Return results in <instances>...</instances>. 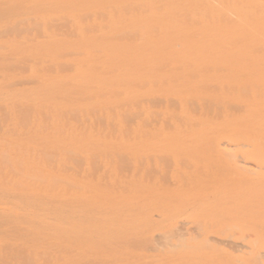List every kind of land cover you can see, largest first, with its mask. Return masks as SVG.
I'll return each instance as SVG.
<instances>
[{
  "label": "rangeland",
  "instance_id": "374dc122",
  "mask_svg": "<svg viewBox=\"0 0 264 264\" xmlns=\"http://www.w3.org/2000/svg\"><path fill=\"white\" fill-rule=\"evenodd\" d=\"M0 1H8V2H13V3H16V8H15V12L14 13H12L11 12V8H9L8 10V12H9V21L10 22H12V23H16V24H18V25H23L22 27H23V29H24V36H28V38H27V43L25 42L26 40L24 39V42H25V44H24V58H26V61H24V66L26 65V67H28V71L27 72H25V79L27 78L28 80H29V78H31V80H29V81H33V79L34 78H36V81H34L35 83H37V84H34V85H30V82H29V84H28V82H27V85L25 84V89L26 88H28L27 90H26V98H25V104H26V106L27 105H30V104H32V105H30L31 107H33V109L30 107V108H28V109H32L30 112L32 113L31 115H29V126H26V130H25V132L28 134H25V135H27V136H25V137H28V136H30V134H31V131H32V135H34L35 137L34 138H39V137H42V134H43V136L44 137H42V139L44 140L45 139V141L46 140H51V139H49L48 137L49 136H47V138L45 137L46 136V134H44V133H47V131H53V130H56V129H54V128H56L57 126H53V124H57L56 122L58 121V117L59 116H57V109L58 108H56L55 109V107H59V109H58V111L60 112H62L64 109L65 110H68L69 108V112L71 111V107H73V109H74V107L76 106V104L75 103H77L76 101H77V99H76V101H75V99L73 98V100L75 101V102H70V103H67L66 101V103H64V100H63V98L62 97H64L63 95H62V97H60V100H59V95L62 93H65V94H67V90H68V93H69V91L71 92H73V90H71V86H69V85H71V83L69 84V83H67V81H69V80H72L73 78V74L76 72V69L77 68H79L80 66H83L84 64V66H88V68H89V71H90V66H91V64L93 63V61L91 60V57H95V54H97L96 52H101V50L102 49H104V46H102V44L103 43H100V42H102V41H100V39L101 38H99L98 36H100L101 34L102 35H104L105 34V36L106 35H108L106 32H108L109 33V35H110V33L111 32H113V34L112 35H114V33L116 34H118V32L120 33V32H125V35H128L129 33H134L133 31H134V29H135V32L137 31L138 33L140 32V33H146V31H149V32H151V28L154 26L155 27V29L153 30V28H152V30L155 32V30L157 31V33H160V31H161V33H163L164 31H162V29L164 30L166 27H167V29L166 30H169L168 28H171L172 26V24L168 27V26H164L162 23V20H163V18H164V16H168L169 17V12H170V14L172 13V6H168V5H166L167 4V1L169 2V0H166V1H160L161 2V5H160V10L158 9V7H159V5H158V3H159V0H115V2L114 1H112V2H109V4H106V3H108V2H105V3H102V5H100L101 3H100V1H102V0H98L97 2H96V0H0ZM89 1V2H88ZM152 1V2H151ZM196 2L197 1H200L201 3V5L199 4V3H194L193 5H196V7H197V5H199V6H202V3L204 2L203 0H195ZM205 1H208V0H205ZM210 1V0H209ZM216 2L214 3L215 4V6H213L214 4L212 3L213 1L211 0L210 2H209V4L211 3V4H213L212 6L213 7H215V9H216V3L218 2V0H215ZM221 0H219V2H220ZM230 1V0H229ZM229 1L228 0H223V3L225 2L226 4L227 3H229ZM99 2V3H98ZM131 2V3H130ZM146 2H148V3H146ZM154 2H155V4H154ZM170 2H171V0H170ZM172 2L174 3V6H177V4L178 5H180L179 3L180 2H182V1H180V0H172ZM172 2H171V4H172ZM175 2H178L176 5H175ZM187 2V1H186ZM191 2V1H190ZM97 3L99 4L98 6H97ZM126 3H128L127 4V7H130V5L132 4V5H134L135 7H136V9L138 8V10H136V9H132V8H135L134 6L133 7H130L131 9H128V8H126V9H128V10H123V9H125V7H126ZM130 3V4H129ZM139 3V4H138ZM185 3V2H184ZM184 3H182L181 4V6L184 4ZM208 3V2H207ZM206 3V4H207ZM221 4H222V2H220ZM93 4H95V6L93 5ZM135 4H137V6H139V7H137ZM144 4V5H143ZM160 4V3H159ZM169 4V3H168ZM209 4H207L206 6H208ZM218 4V3H217ZM107 5H111L110 7L109 6H107ZM122 5L124 6V7H122ZM131 5V6H132ZM158 5V6H157ZM185 5H186V3H185ZM189 5H191V4H189ZM204 5H205V3H204ZM224 5V4H223ZM228 5V4H227ZM92 6H94V7H92ZM168 6V7H167ZM184 6V5H183ZM206 6H204V7H201V9H205V7ZM210 7H211V5H209ZM225 6V5H224ZM235 6V5H234ZM232 7L231 5L229 6V7H225V9H227V10H230L231 11V13L234 15V19L236 20V23L237 22H239V21H241L240 20V12L239 13H237L236 14V8H237V6H235V7ZM171 8V10H170V8ZM191 7H193V6H191ZM190 7V8H191ZM231 7L233 8L232 10H233V12H232V10H231ZM121 8V9H120ZM154 8V9H153ZM156 8V9H155ZM187 8V7H186ZM200 8V7H199ZM209 8V7H208ZM229 8V9H228ZM234 8H235V10H234ZM113 9V10H112ZM173 9H177L176 7L175 8H173ZM193 10H195V7L194 8H192ZM191 9V10H192ZM116 12H115V11ZM136 10V11H135ZM168 10H170L169 12H168ZM179 10H185V8L183 9H179V7H178V13H180L181 15H180V17L183 15L185 18H184V21H186L185 19L187 18L188 19V21H189V19L190 18H193V16H192V12H191V10H189L188 11V16H191V17H188L187 16V12L186 13H184L185 11H180L179 12ZM206 10V12H203V11H205ZM205 10H202L201 11V17H204L205 18V15H207L208 16V14H207V7H206V9ZM213 10H214V8H209V11H208V13H209V15L210 16H208V17H206V19H205V21L207 20V19H209V22L211 21V18H213V16L215 17L216 16V14L215 15H211L212 14V12H213ZM223 10H224V8H222L221 9V11L223 12ZM124 11H126L127 12V14H125L124 15V13H126V12H124ZM177 11V10H176ZM210 11H211V13H210ZM215 11V10H214ZM226 11V10H225ZM224 11V12H225ZM230 11H227V13L228 12H230ZM121 12V13H120ZM160 12V13H159ZM163 12V13H162ZM165 12V13H164ZM168 12V13H167ZM174 13H175V17L174 18H177V16H179V14H177V12H175V11H173ZM183 14H182V13ZM190 12V13H189ZM195 12H196V10H195ZM195 12H194V14H195ZM198 12V14H199V12L200 11H197ZM202 12L203 13H206V14H203L202 15ZM220 12V11H219ZM222 12L221 13H219L218 15H220V14H222ZM133 13V14H132ZM214 13H216V12H214ZM226 12H225V14H227ZM230 13V14H231ZM120 14V15H119ZM176 14H177V16H176ZM193 14V15H194ZM198 14H195V15H197V16H195V17H199L198 16ZM225 14L223 15V17H225ZM230 14H228V15H230ZM239 14V15H238ZM116 15V16H115ZM128 15V16H127ZM172 15V14H171ZM200 15V14H199ZM217 15V16H218ZM120 16V17H119ZM212 16V17H211ZM221 16V15H220ZM227 16V15H226ZM125 17V19H123ZM171 17V16H170ZM219 17V16H218ZM222 17V16H221ZM242 17V16H241ZM122 20H121V19ZM155 18V19H154ZM174 18H172V19H174ZM183 18V17H182ZM182 18H181V20H182ZM200 18V17H199ZM204 18H202V19H204ZM227 18V17H226ZM239 18V19H238ZM104 19H105V21H104ZM172 19L170 18L169 20L171 21V23H173L172 22ZM178 19V18H177ZM176 19V20H177ZM195 18H193V20H194ZM214 19V18H213ZM159 20V21H158ZM166 20V19H165ZM175 20V21H176ZM179 20V19H178ZM177 20V21H178ZM193 20H191L190 21V23L191 22H194ZM196 21L198 20L197 18L195 19ZM200 20V19H199ZM104 21V22H103ZM118 21H120V22H118ZM164 21V20H163ZM176 21V22H177ZM183 21V22H184ZM188 21H187V24H186V22H184L186 25H188ZM195 21V22H196ZM118 22V23H117ZM156 22H157V24H156ZM160 22H162L161 24H162V26H160V27H157L156 28V25H159V23ZM182 22V23H183ZM59 23H61V24H59ZM121 23V24H120ZM170 23V22H169ZM189 23V24H190ZM212 23V22H211ZM62 24H64V25H62ZM91 24H93L94 26L96 25V27H94L93 28V25H91ZM168 23H166V25H167ZM184 24V25H185ZM191 24H194V23H191ZM190 24V25H191ZM196 24V23H195ZM200 24V23H199ZM45 25V26H44ZM49 26L48 28H47V26ZM58 25V26H57ZM59 25H61L62 27H60ZM104 27H103V26ZM138 25V26H137ZM177 25V24H176ZM184 25L182 26V27H184ZM185 25V27H188V26H186ZM212 25V24H211ZM238 25V24H237ZM28 27L29 29H27L26 27ZM66 26V27H65ZM89 26H91V28L89 27ZM102 26V27H101ZM173 26H175V24L173 23ZM194 25H192V27L191 26H189V27H191L190 29H189V27H188V29H189V31L192 29V28H196L197 26L195 25L194 27H193ZM32 27V28H31ZM58 27V28H57ZM128 27H130V28H128ZM134 27V28H133ZM136 27H137V29H136ZM141 27V28H140ZM176 27H178V26H176ZM184 27V31H183V33L185 34L186 32H187V30H186V28ZM209 27H211L212 28V26H209ZM237 27L238 26H236L235 28H233L232 29V31H234V32H237L238 31V29H237ZM85 30H84V29ZM150 28V29H149ZM161 28V29H160ZM179 28L180 29H182L183 30V28H181V26L179 25ZM194 28V29H195ZM211 28H209V29H211ZM57 29H58V31H57ZM93 29V30H92ZM124 29V30H123ZM172 29H175V27H172ZM179 29V30H180ZM28 30V31H27ZM29 30H30V33H29ZM50 32H49V31ZM54 30H56V31H54ZM86 30H87V34H86V36L88 37L89 36V34H90V32H96V33H91V35L92 36H89V38H86V37H84V38H82L85 34H83L84 32H86ZM92 30V31H91ZM96 30V31H95ZM123 30V31H122ZM126 30V31H125ZM128 30L130 31V32H128ZM179 30H177V29H175L174 30V32L176 33V32H178ZM181 30V31H182ZM196 30V29H195ZM195 30H191V31H195ZM236 30V31H235ZM38 31H39V33H38ZM64 31V32H63ZM71 31H72V36H77V40L75 41V39H73V37H71ZM84 31V32H83ZM152 31V32H153ZM26 32H27V34H26ZM37 34H36V33ZM55 32V33H54ZM59 33V35H58V33ZM69 32V33H68ZM126 32H128V34L126 33ZM166 32V31H165ZM168 32H170V31H168ZM172 33H173V31H171ZM51 33V34H50ZM61 33H62V36H60L61 35ZM64 33H67L68 34V37L70 36L71 38H72V44H74V45H72L70 42L67 44V43H65V42H68L66 39H70V38H66L65 36L66 35H64L63 36V34ZM99 33V34H98ZM104 33V34H103ZM131 33V34H132ZM148 33V32H147ZM180 33V32H179ZM187 33H190V32H187ZM186 33V34H187ZM192 33V32H191ZM38 34L39 35H42L41 36V38H38L39 36H38ZM53 34V35H52ZM96 34V35H95ZM122 34V33H121ZM120 34V35H121ZM36 35V36H35ZM57 35V36H56ZM94 35H95V37H98L97 39L96 38H94ZM102 35L100 36V37H102ZM108 35V37L110 38V36ZM44 36V37H43ZM35 39L34 40V44H31V43H33V42H31V41H33L32 39L33 38ZM46 37V38H45ZM79 37H80V40L78 41V39H79ZM114 37V36H113ZM113 37H111V38H113ZM118 37H119V35H117V39H118ZM25 38V37H24ZM30 38H32L31 39V41L29 42V40H30ZM59 38H61L62 40H63V38L65 39V42H63L62 43V46H61V48H60V45H61V43H60V41L62 42V40H60ZM76 38V37H75ZM88 40V39H91L92 40V38H94V39H96L97 40V42H99V45H101L100 47H102V49L100 50V47H99V50H98V47H96L95 48V46H97L98 44H97V42H95L96 40H94L93 42V44L91 43V41H88V44H87V42H86V39ZM29 39V40H28ZM46 39V41L47 42H45V45H46V47L48 48V49H44V46H43V48H41L42 47V45L43 44H41V46L39 47V48H41V49H38V48H35L36 46H32V45H37V47L40 45V41H44ZM60 40V41H56L57 42V44H56V46H54V44H52V46H54L53 48H56L57 46V48L60 50V49H62V47H63V44H64V48H65V45L67 44V47L65 48V51L67 50V51H73V53H74V51H76V53L75 54H79V55H75V57L74 56H72L71 55V53L69 54V55H65L64 57L65 58H60V60H59V57L55 60L56 62H57V64L58 63H60L61 64V62H63L64 60V62L63 63H66V62H68V63H70L71 65L74 63V65H73V69H72V67H71V69L70 70H72V71H68V73H69V75H71L70 77H69V75H68V73H65V74H67L68 76H66L65 74H64V77H63V75H61V74H63V73H61V72H58V74H56V68H57V66H55L54 65V63H55V61L53 60L52 61V59H55V57H57V56H50L49 57V53H51V52H49L50 50H53V52H55L56 53V51L58 50V49H55V51H54V49H52V46H49V45H47L48 44V41L50 40V42L52 43V40ZM82 39V40H81ZM99 39V40H98ZM40 40V41H39ZM102 40V39H101ZM36 41H37V43H36ZM38 41H39V43H38ZM70 41V40H69ZM81 44V46L79 45V43ZM115 41H116V38H115ZM118 41V40H117ZM117 41L115 42V47L117 48H119L120 46V44L119 45H117L116 43H117ZM125 41H129V40H125ZM54 42V41H53ZM75 42H77V44L75 43ZM51 43H49V44H51ZM60 43V44H59ZM113 43H114V40H113ZM39 44V45H38ZM59 44V45H58ZM83 44V45H82ZM92 44V45H91ZM71 45L73 46V48H74V46H77V47H75L74 49H71L72 47H71ZM86 45H88V48L89 49H91L92 50V48L93 49H96L97 51L95 52L94 51V55L92 56V55H90L89 53H91L92 51L90 50L89 51V49L87 48V47H84V46H86ZM89 45H91V47L89 46ZM98 45V46H99ZM106 45V44H105ZM110 45V44H109ZM49 46V47H48ZM80 46V47H79ZM93 46V47H92ZM108 46V45H107ZM107 46H105V48L107 49L108 48V51H109V53H110V55L112 54L113 55V53L112 52H110V49H112L111 47H113V48H115L114 47V45H110L109 47H107ZM51 47V48H50ZM70 47V48H69ZM84 47V48H83ZM35 48V49H34ZM49 48H50V50H49ZM88 49V50H84V51H80L79 49ZM110 48V49H109ZM70 49V50H69ZM57 51V54H58V52H60V51H62V50H64V49H62V50H60V51ZM77 50H79V52H77ZM114 50V49H113ZM113 50H111V51H113ZM45 51H48V52H45ZM65 51H63V52H60V53H64ZM66 51V52H67ZM87 51H89V53L87 52ZM117 51H118V49H117ZM45 52V53H44ZM52 52V53H53ZM115 52H116V49H115ZM115 52H114V55H115ZM93 53V52H92ZM91 53V54H92ZM99 53L97 54L98 56H99ZM102 53H103V50H102ZM120 54L119 55H122L121 54V52H119ZM36 54H37V57H36ZM38 54H40V55H38ZM48 54V55H47ZM90 55V56H87L86 57V55ZM104 54H106L105 53V51H104ZM43 55H47V56H43ZM54 55H56V54H54ZM63 55V54H62ZM71 55V56H70ZM96 55V56H97ZM102 55V54H101ZM108 55V54H107ZM110 55H108L107 57H110ZM111 55V56H112ZM41 56V57H40ZM43 56V57H42ZM60 56V55H59ZM68 56H70V57H73V58H71V59H68L67 60V57ZM76 56H78V59L76 58ZM106 55H102V57H104V59H99V58H101V56H99V57H97L98 59H99V61H98V59L97 58H94L93 60H96V61H98L96 64H100L101 62H102V60H104L103 62H106L107 61V59H108V61H109V59H111L112 60V58L114 57H110V58H107V57H105ZM118 56V55H117ZM123 56H124V54H123ZM122 56V57H123ZM167 56H169L168 54L167 55H164V59L161 57L158 61H160L159 63H161V65L159 66V64L157 65V68H158V66L161 68V70L159 69H156V70H154L155 69V67H156V65L152 68L154 71L152 72V71H150L152 74H149V75H151V76H154L157 72H155V71H162V69H166L167 70V68L170 70V67H172L171 68V71H169V72H171L170 73V75H168L169 74V72L168 71H165V72H161V75H160V77L161 78H159V80L160 81H158L159 83H157V84H160V82H162L161 84H160V87L161 88H159L157 85H155L156 87H157V89H162V88H164L165 86H166V88H168L169 89V92H174L175 90L177 91V93H178V90L179 89H181V94H178V96L177 95H175L174 94V96H171V97H169V98H172V99H170L171 100V103L173 102V100H176V104L175 103H172L171 105H174L175 104V106H177L176 108V110H177V114L179 115V116H181L182 118V120L184 121H186L187 119H191V117H192V122H196V121H199L200 120V116H199V114L198 115H196V116H198V117H196L195 115H194V110L192 109V108H190L191 107V105L193 104L192 102H191V100H197V95H198V93L200 92V90H199V92H196L195 93V89L197 88L198 89V87H194V85H195V83L196 84H199V83H197L198 82V80L197 79H195L196 81H194L193 79H188V80H186V79H184V80H186L187 82H184V80L183 81H181L180 82V80H177L176 78V81L177 82H172V81H170L169 82V78H165V81L167 82H165L164 81V78H162L163 76H162V74H166V76L168 75V76H171L172 78H173V76L175 77L176 76V73L174 74V72H176V71H174V69L176 70L177 68H178V66L179 65H181L182 67L181 68H184V69H186V68H188V66H186V68L185 67H183V64H182V62H180V64H178V63H175V64H173V62L171 61V63L169 62V61H167V58H169L168 60H170V56L169 57H167ZM186 55H184V57H185ZM45 57H47V58H49L48 59V61L47 62H44V61H46L47 60V58H45ZM70 57H68V58H70ZM81 57H83V58H81ZM86 57V58H85ZM119 57L120 56H118L117 57V59H119ZM122 57H120L121 58V61H120V59H119V62H123L124 61V58H122ZM184 58L183 57V55L182 56H180V58ZM187 57V56H186ZM39 58H40V60H39ZM88 58H90V60L91 61H89V59ZM105 58H107V59H105ZM115 58V57H114ZM42 59V60H41ZM64 59V60H63ZM84 59V60H83ZM116 58H115V60H116V62H115V60H113V61H109V63H108V65H110L109 67H108V69L109 68H111V72L113 71L112 70V68H113V66L114 65H119V62H117L118 60H117ZM163 59V60H162ZM179 59V58H178ZM185 59V58H184ZM62 60V61H61ZM134 60H136V59H134ZM180 60V59H179ZM38 61V62H37ZM42 61V62H41ZM51 61H52V63H51ZM80 61H82V62H80ZM86 61H88V62H86ZM96 61H94V62H96ZM101 61V62H100ZM182 61H184V60H182ZM44 62V63H43ZM77 62H80V63H77ZM92 62V63H91ZM112 62H115V64H113L112 65ZM157 61H153V63L155 64ZM166 63V65H163V63ZM186 62V61H185ZM184 62V63H185ZM37 63V64H36ZM45 63H47L48 64V66H49V64L51 65V64H53L54 65V67L51 65V67L52 68H54L53 70H54V73H53V70L50 72V71H47V73L49 72V74L48 75H45V74H47L45 71L42 73L41 71H40V76H39V74L37 73L38 71H37V69L39 68H41L40 66H44L45 68H46V66H45ZM62 63V64H63ZM153 63L151 64L152 66H153ZM187 63V62H186ZM196 63H198V62H196ZM28 64V65H27ZM56 64V63H55ZM67 64V63H66ZM102 64V63H101ZM100 64V65H101ZM121 64H123V63H121ZM120 64V65H121ZM172 65V66H170V65ZM70 65V66H71ZM77 65H79V66H77ZM90 65V66H89ZM94 65H95V63H93V66L91 67V69H94L93 67H94ZM107 65V66H108ZM175 65V67H174V69H173V66ZM178 65V66H177ZM62 66V65H61ZM83 66V67H84ZM122 66V65H121ZM120 66V67H121ZM198 66H200V62L196 65V67H198ZM65 67V66H64ZM68 67V66H67ZM98 67H100L99 65H98ZM103 67V68H102ZM123 67V66H122ZM164 67H166V68H164ZM177 67V68H176ZM190 68L189 69H194V66H189ZM195 67V68H196ZM201 67V66H200ZM199 67V68H200ZM33 68H35V69H33ZM48 68V67H47ZM66 68V67H65ZM86 67H84L83 69H82V67L80 68V70L82 71V72H80V73H82V75H83V73H85V72H87V71H84V69H85ZM97 68V67H96ZM105 68V64L104 65H101V67L100 68H97V69H99V71H98V73L101 75V73H100V70H102V69H104ZM97 69H95L96 71H97ZM108 69H104V72H105V70H108ZM133 69V68H132ZM151 69V70H152ZM27 70V69H26ZM25 70V71H26ZM40 70H42V68L40 69ZM48 70H49V68H48ZM85 70H87V69H85ZM131 70V69H130ZM129 70V71H130ZM136 70V69H135ZM43 71V70H42ZM93 71V70H92ZM95 71V73L93 74V77H95L96 75L97 76H100V75H98L97 74V72ZM110 71V70H109ZM109 71H108V74H109ZM123 71V70H122ZM129 71H128V73H129ZM133 71V70H132ZM91 72V71H90ZM102 72V71H101ZM107 72V71H106ZM105 72V73H106ZM136 72H138V70L136 71ZM140 72V71H139ZM142 72V71H141ZM149 72V73H150ZM158 72V73H159ZM166 72H168V73H166ZM213 71H211L210 73H212ZM42 73V74H41ZM45 73V74H44ZM61 73V74H60ZM73 73V74H72ZM91 73H93V72H91ZM103 73V72H102ZM113 73V72H112ZM111 73V74H112ZM120 73H123V72H119L118 73V75L120 74ZM131 73H133L134 74V72H131ZM131 73H129V75L131 74ZM154 73V74H153ZM38 74V75H37ZM53 74H54V76H53ZM76 74V73H75ZM87 73H85V75H86ZM125 74H126V76H125ZM137 74V73H136ZM135 74V75H136ZM146 75L145 73H144V71H143V73L142 74H139V77H137V76H135V77H137L139 80H140V75ZM160 74V73H159ZM165 74H164V76H165ZM173 74V75H172ZM51 75V76H50ZM59 75V76H58ZM90 75H92V74H90V73H88L87 74V80H88V78H89V76ZM103 75H104V73H103ZM103 75H101L102 76V78H101V76H100V78H97V80H95L96 79V77L95 78H92L91 79V77L89 78V80H92V82L91 81H87V80H82V81H84V82H82L81 81V79H79L80 81L79 82H77L78 84L76 85L77 87L78 86H83L82 84H86V86H90L89 88H91V89H89V88H87L86 86L83 88V90L85 89V90H88V91H83V92H81L82 94H83V98L85 99L88 95H93L92 93H94L95 94V96H93L92 97V99H93V102H92V99H90L91 97H88L89 99V101H87V100H85V102L84 103H88V104H82L83 102H82V100H78V104H77V110L79 109V108H81L82 106H85V107H82V109L84 110V115H86V114H88L89 115V113H90V115L91 114H93V115H91V116H93L94 118L96 117V115H100V116H103V115H106V116H103V119H105L103 122L102 121H100V119L99 118H97V121H100L101 123H102V125H103V123H106V125L108 124V122L110 123V121H111V123L113 124V123H115V122H117V124L116 125H114L113 124V126H117V127H111V128H116V131L114 130V129H111L112 130V132H117V131H119V134H120V131H121V128H122V126L124 125V124H122L123 122L121 121V123H120V115H118L117 114V112L118 111H116V105H117V103H118V100L122 97V98H124L125 100L123 101L122 100V98L120 99V100H122V103L123 102H125L124 104H125V106L124 107H126L127 105L130 107V104H132L131 106H132V109L131 108H129L128 107V110L129 109H131V111H133V112H135L136 111V108H137V110H139V106L141 107V105H142V101L140 102V99L142 98H140L139 97V95L137 94V95H135L134 94V96H136V97H134L133 96V93L135 92V91H137V93L138 92H141V94L143 95V91H145V90H138V88H137V90H135L136 89V82H138L139 80H137V79H134L135 81L133 82L134 84H133V86H135V88H134V92L131 90V89H133L132 87H127L126 86V84H129V81L131 80L130 78H132L133 79V76L131 77H129V75L127 76V71H124V73L122 74V76L124 75V77H125V79H127L126 77H129L127 80H129V81H124L123 80V78H122V76L121 75H119V78H118V76H117V74L115 75V76H117V78L115 79L113 76V79H111V78H109L111 75H107V73L104 75V78H103ZM132 75V74H131ZM138 75V74H137ZM33 77V79H32V77ZM81 76V75H80ZM121 76V77H120ZM165 76V77H166ZM211 75H207V78L205 79V80H208L207 82L208 83H210L209 85L211 86V85H213V82H212V80H211V78H208V77H210ZM62 77V78H61ZM84 77V76H83ZM85 77V78H86ZM134 77V78H135ZM171 77H170V80H171ZM66 78L68 79L67 81H66V83L67 84H69V85H67V87H65V85H62L63 83H60V82H58V81H61V82H63V80L65 81L66 80ZM69 78H72V79H69ZM81 78H82V76H81ZM108 78L109 79V82H110V79H111V82L110 83H113L114 82V84L113 85H115L116 84V82L117 81H119V79L121 80L119 83H120V87H119V83L117 82V84H118V87L117 88H114V87H110V83L108 82H106L107 84L105 85V86H103L104 85V83H105V81H107L106 79ZM52 79H53V81H52ZM61 79V80H60ZM175 79L173 80V81H175ZM27 80V81H28ZM55 80H58L57 82H54ZM94 80V81H93ZM102 80H104V82H102ZM113 80H116V81H113ZM37 81H39L40 83H38ZM96 81H97V83H96ZM113 81V82H112ZM178 81H179V83H178ZM190 81V82H189ZM56 83V85H59V83L63 86H61V85H59L60 87H62V90H63V92L61 91V88L59 87V86H56L55 84V87L56 88H52V86L51 85H46V86H44V84H50V83ZM71 82V81H70ZM87 82V83H86ZM99 82H101V84L99 83ZM124 82H126V84L124 83ZM32 83V82H31ZM58 83V84H57ZM97 85H96V84ZM103 83V84H102ZM122 83H123V85H122ZM169 83V84H168ZM212 83V84H211ZM80 84V85H79ZM89 84V85H88ZM99 84V85H98ZM108 84H109V86H108ZM132 84V81H131V83L129 84V85H131ZM36 85V86H35ZM96 86L97 88H95V90L96 91H99V89H101L102 87H103V89L106 87V86H108V88H109V90H110V88H111V90L110 91H112L113 93H114V91H116L118 88H119V90L120 89H123L124 91H122L120 94H121V96L119 95V90L117 91V92H115V95L117 94V95H119V97L118 96H116V97H118V98H116L117 99V101L115 100V99H112L111 100V98H109V96H113V94L111 93V92H109V96L107 95V90L108 89H104V90H100V93L98 94L96 91H94L93 92V89H94V87L92 88L91 86ZM126 86V88H124V87H122V86ZM128 85V86H129ZM200 85V84H199ZM198 85V86H199ZM205 86V87H200V88H203V89H205V88H208V87H210V86ZM30 86V87H29ZM33 86H34V89H33ZM44 86V87H43ZM75 86V87H76ZM101 86V88H99V87ZM117 86V85H116ZM168 86V87H167ZM182 86H184V87H182ZM197 86V85H196ZM40 90V88H41V90H42V88H44V90L47 88V91H48V93L50 92L49 90L51 89H53V91H51L52 93H49V95L47 96L46 95V90L45 91H39L37 88ZM75 87H73L72 89H74ZM152 86H150V87H148V89H151L150 90V92L149 91H147L148 89H146V94L148 95V94H150L151 96H153V95H155V93H156V90H155V88L156 87H154V88H151ZM185 87H186V89H185ZM58 88H60L59 90H58ZM64 88H65V92H64ZM67 88V89H66ZM107 88V87H106ZM131 88V89H130ZM177 88H179L178 90H177ZM188 88H190L189 89V91H187V89ZM192 88H194V93L192 94L191 92H190V90L192 89ZM210 88H213V86L212 87H210ZM35 89H37V91L38 92H35L36 90ZM49 89V90H48ZM55 89H56V94L55 93H53V92H55ZM80 91H82V89L79 87L78 88ZM77 89V90H78ZM154 91H153V90ZM173 89H175L174 91H173ZM182 89H185V91H187V93H184L183 91H182ZM28 90H29V92H28ZM31 90V91H30ZM35 90V91H34ZM58 90V91H57ZM78 90V92H80ZM127 90L130 92V91H132L133 93H128V95H127ZM171 90V91H170ZM33 91V92H32ZM74 91H75V93H76V88L74 89ZM107 91V92H106ZM121 91V90H120ZM153 91V92H152ZM193 91V90H192ZM35 92V93H34ZM45 93V95L46 96H44L43 95V93ZM104 92H106V95H104L105 97L106 96H108L107 98H105V97H103L102 95H103V93ZM147 92H149V93H147ZM155 92V93H154ZM166 92H168V90L166 89ZM29 93V94H28ZM42 93V94H41ZM60 93V94H59ZM87 93V95L85 96V94ZM158 93L160 94H162L163 92H161V91H158L157 90V95H158ZM180 93V92H179ZM182 93H184V94H182ZM39 94V95H38ZM52 94H53V96H56L57 97V99L60 101V102H58L57 101V99H55V97H53L54 99L53 100H51L50 98L52 97ZM69 94H71V93H69ZM69 94H67L66 96L67 97H69L70 95ZM78 94V93H77ZM100 96V98H99V96ZM101 94V95H100ZM112 94V95H111ZM146 94L144 93V95L143 96H146ZM160 94V95H161ZM164 94H166V93H163L162 94V97H163V99H162V101H159V103H163V101H164V103L162 104V106H163V108H162V106L160 107V104L158 105V107H157V110L158 111H160V113L162 114V116H164V112H166V115L167 116H169V115H171V116H173L174 117V115H175V113H176V111L174 110L175 109V106L174 107H171V108H173L172 110H174L175 111V113L174 112H172L171 110V114H169V111H168V109L167 108H169V106H171L170 104H168L169 102H167L166 100H168V99H166V95H168V94H166V95H164ZM173 94V93H172ZM200 94V93H199ZM32 95V96H31ZM58 95V96H57ZM156 95V96H157ZM160 95H158V97H160V99H161V96ZM194 95V96H193ZM39 96H42V99L40 98L39 99ZM46 97V98H44V97ZM61 96V95H60ZM97 96H98V99H97ZM128 96H129V98H128ZM131 96V97H130ZM149 96V95H148ZM155 96V97H156ZM166 96V97H165ZM187 96H189L188 98H187ZM66 97V98H67ZM71 97V96H70ZM72 97H75V98H77V96H76V94H75V96H72ZM134 97V98H133ZM140 98V99H137V98ZM158 97H156V98H158ZM174 97H175V99H174ZM179 97V98H178ZM193 97H195V98H193ZM48 98H49V101H48ZM80 98V97H79ZM112 98H115V97H112ZM131 99V100H127V99ZM133 98V99H132ZM144 98V97H143ZM142 98V99H143ZM34 99V100H33ZM39 99V100H38ZM45 99V100H44ZM61 99L63 100L62 102H61ZM64 99H65V97H64ZM72 99V98H71ZM82 99V98H81ZM107 100V101H109V100H111V102L109 103V102H107V101H105V100ZM141 99V100H142ZM159 99V100H160ZM166 99V100H165ZM187 99V100H186ZM30 100H31V102H30ZM55 100V101H54ZM65 100H70L69 98H67V99H65ZM72 100V101H73ZM102 100V101H101ZM170 100H168V101H170ZM193 100V101H194ZM52 101V102H51ZM57 101V102H56ZM79 101H80V103H79ZM92 103H91V102ZM95 101L97 102H99L100 104H98V102H97V105L95 104ZM128 103H130V101H133V102H131L130 104H127V102ZM69 102V101H68ZM117 102V103H116ZM121 102V101H120ZM175 102V101H174ZM182 102V103H181ZM183 102L186 104H188L189 102V105H185V106H187L188 107V109H186L187 107H183L182 106V104H183ZM63 103V104H62ZM90 103H91V106H90ZM96 105V107H95V105ZM102 103H105L104 105L102 104ZM106 103H109L108 105L106 104ZM116 103V104H115ZM42 104V106L43 105H46L45 107H43V109L41 108V106H38V105H41ZM92 104H93V106H92ZM102 104V105H101ZM112 104H115V107L113 108L114 110H112V112H114L113 114L111 113L110 114V112H111V110H110V108H112L113 106H112ZM123 104V105H124ZM135 104L138 106V107H136L135 108V110H134V106H135ZM165 104V105H164ZM37 105V106H36ZM70 105H72L71 107H70ZM101 105V106H100ZM106 105L108 106V107H110L109 108V110L106 112L105 111V107H106ZM122 105V106H123ZM167 105V106H166ZM47 106L51 109V111H52V109H53V111H52V113L49 111V109L47 108ZM61 106V107H60ZM69 106V107H68ZM88 106H90V108L92 107V109H94L95 110V108L97 109V113L98 114H95V111L93 110V111H91L92 109H89L88 110ZM27 107H29V106H27ZM26 107V108H27ZM67 107H68V109H67ZM79 107V108H78ZM100 107H102L103 109H104V113H106V114H104L103 112H101V111H103V109H101ZM107 107V108H108ZM124 107L123 108H121V109H124ZM167 107V108H166ZM182 107V108H181ZM39 108V109H38ZM41 108V109H40ZM86 108V109H85ZM170 108V109H171ZM46 109H48V111H49V114H50V117H47L46 119L47 120H45V119H43V120H45V123H46V121L47 122H49V124H47V127L50 125V127H48V129H47V127L45 128V129H43V132L44 133H42V130H41V127L39 126L41 123L39 122L40 120H42V118L40 117V115L42 114L43 115V117L45 116V115H47V112L48 111H46ZM101 109V110H100ZM119 109V108H118ZM127 109V108H126ZM126 109H124V110H126ZM163 109H164V111H163ZM190 109L192 110L191 111V113L192 112H194V113H190ZM36 112V114H37V116H32V115H34L35 113H34V111ZM166 110V111H165ZM185 110V111H184ZM26 111L28 112V110L26 109ZM38 111H41V113H39ZM43 111V112H42ZM54 111H56V112H54ZM73 111V110H72ZM82 110H80L79 109V111H78V117L75 115V117L73 118V119H71L72 118V116H73V114H72V116L70 117V119H68L69 118V116L71 115H69L68 113H67V115L64 113V114H62L65 118L67 117V119L68 120H72V121H76V118H78L79 120L78 121H83L82 119H83V115L81 114L82 112H81ZM88 111V112H87ZM110 111V112H109ZM188 112V113H185V112ZM30 112H28L27 114H30ZM44 112H46V113H44ZM64 112V111H63ZM168 112V113H167ZM56 114V116L57 117H55V116H53L54 114ZM101 113V114H100ZM119 114H120V110H119V112H118ZM184 113H185V115H184ZM191 115H190V114ZM238 113V112H237ZM35 114V115H36ZM48 114V115H49ZM60 115H61V113H59ZM108 114V115H107ZM115 114V115H114ZM187 114V115H186ZM188 114H189V116H188ZM41 115V116H42ZM66 115V116H65ZM69 115V116H68ZM81 117H80V116ZM90 115L88 116V117H86V118H88L87 119V122H86V119L84 120L85 121V123H86V126H87V124H89L90 122H92L93 121V119H92V117H90ZM225 114H223L222 115V118H220V119H222V121L220 120V119H218V124L221 126H225V127H221V128H223V133L225 134V135H227L226 133H225V131L227 130V126H226V123H228L229 122V119H231V118H228L229 117V115H225ZM27 116V115H26ZM62 116V117H63ZM99 116V117H100ZM107 116H109L108 117V119H107ZM114 116H115V118H114ZM119 116V117H118ZM162 116L160 115V117H159V120H158V122L157 121H151L150 120V122H152L150 125H154V124H158V127H159V125H161L162 124V122L161 121H163V122H165L164 121V119H165V117H167V116H164L163 118V120H161L162 119ZM170 116V118H173V117H171ZM238 115L237 114H235V113H233V115L231 114L230 115V117H237ZM55 117V120L56 121H54L55 123H53L52 122V120H54L53 118ZM111 117H113V119H111ZM184 117V118H183ZM186 117H188V118H186ZM195 119H194V118ZM227 117V118H226ZM36 118V119H35ZM48 118H50V120L48 119ZM65 118H60L59 120L60 121H62V122H60V121H58V122H60V125L61 124H64V123H66L65 122ZM109 118H110V121H109ZM169 117H168V121H167V119H165L166 121H167V123L168 124H166V126L167 125H170V127L172 126V129L171 128H166L165 127V123L163 124V126H164V128L166 129V131L167 132H165L164 131V133H163V130L164 129H162V131L161 132H157V133H160V134H158V135H160L159 136V139H160V141H157L158 143H154V144H149L148 142H150V140H148V146H149V148H148V146H147V144H145L146 142H144L143 140V142H142V144H140V142L138 141V139L140 140L141 139V137L140 136H142V134H140V136H138V138H137V140L136 139H133L134 141H128V140H130V138L128 139V138H126V136H128L129 134H130V128L132 129V131H131V135H135V134H137L136 133V131L135 130H133V128H135V127H133V125L130 123V122H134V121H136V119H134V121H133V119L132 120H130L129 121V123H127V122H125L126 124H129V125H131L130 126V128H129V125H125L126 127L125 128H129V134L128 135H126L127 133H128V131L126 132V134L125 133H123L122 131V134H125V136H122L121 134L119 135V137H118V141L121 143V145L120 146H122V145H124V146H122V148L121 149H119V144L120 143H116V141L115 140H117V137L116 136H118L115 132V135H114V133H112L113 134V136H114V138H113V136H111L112 134L109 132V133H106L108 130L107 129H109L108 128V126H110V125H112V124H108V126L106 127V130H104L105 129V126L103 127V126H101V127H103L102 129H100L99 130V128H101L100 127V123L98 124V122L96 121V122H94L93 123V125H88L87 127L89 128V131L91 130V128H92V126H93V131L95 130L96 131V134L100 131V133H101V130H102V133L101 134H107L106 136L108 137H104V136H101L100 134H97V135H100L101 137H99V136H97L96 134H94V135H96V136H91V135H93V133H95V132H93V133H90V132H88V129H87V132H85V134L83 133L85 130H86V126H85V123H83L82 124V126L84 125V127H82L81 128V123L80 122H78L77 124L80 126H78L79 128H80V130L81 129H83L84 128V131L82 132V131H80V133L79 134H81V132L84 134V135H86V139H83V137H82V142L85 144V143H87V142H89V143H93V145H94V143H95V146H99V148L102 146V145H104V146H102L101 148H102V151H101V148L99 149L98 148V146L97 147H95V149H99L100 150V152H98V159H99V161H98V159L97 158H94L93 159V157H89V158H92L91 160H93L94 161V164L96 163V162H100V159L102 158V156H103V159H101V163H99L101 166V172L103 173V174H106L107 173V175L110 173H112L113 174V176L111 177V175L109 174L108 176H106V175H103V177L105 176V177H107V181L109 182V183H114V185L117 183L119 186L120 185H123V180H125L124 182H128V184H125L126 185V187H127V189H126V187H125V185H124V187L122 188V189H124V190H128V195L131 197L132 195L131 194H135V197H137L136 198V201H134L135 199L132 197V199H130V197L129 196H127V194L126 193H124L123 191H121L120 189H119V187H116L117 186V184L114 186V187H111V188H109L110 186H112V184L110 185L107 181V183L108 184H103L102 182L105 180V179H103V177L102 176H97L99 173H100V175H101V172H99V171H97V170H100L99 169V167H98V169L97 170H95V172H97L96 174H95V180H94V182H91V181H93L92 179H94V178H92L93 176H94V173H93V175H92V177L91 176H89L90 175V173L88 172L89 170V167H88V165L91 167V165L90 164H88V162L89 161H91V160H89V158H88V155H91V152L93 153V155L92 156H94V154L96 153L97 154V152H95L94 151V146L90 149L89 147H88V145H87V148H89V149H85V148H83V147H78V145L79 144H82V142L79 140V139H81V136L79 137L78 135V137H77V140L75 139V135H76V133L79 131V128L77 127V125H76V128H78V129H73L72 130V128H74L75 127V125H74V127H72L73 126V122L72 121H68L67 120V122H72V123H70L69 125L71 126L70 128H69V125L67 124H65V126H63V127H65L64 129V131H62L61 133L62 134H64V135H66L67 134V132H69V131H71L72 133H73V136H71L72 134H70L71 132H69V134H68V138H65V139H61L62 137H57V130L59 131V129H61V126H60V128H59V126L57 127V130L56 131H54V132H56L55 133V135H53V134H49V132H48V134L47 135H52L51 136V138H52V141H49L50 142V145H48L49 147H47V150H48V148H49V150L50 151H52L51 149H54V148H58L59 146L61 147L62 145L64 146V144L66 145L67 144V146L68 147H64V150H67L66 148H69V147H73V149L72 148H69V149H72V150H70V151H72L73 152V156H74V154H75V152H76V154H79V155H81V156H83V154H85L84 155V158L86 157V158H88V159H84V158H81L82 160L84 159V162L81 164V163H79L80 165H82V170L80 171V173L78 174V171L79 170H77V169H79L78 168V164L77 163H74V164H76V165H78L77 167H75V168H77V169H75L74 168V170H75V172L77 171V173H75L74 175H77L76 177L75 176H73L72 174H71V169L68 171V170H66V171H68V172H66V171H64L63 173H64V175H63V173L61 172V171H57V173H56V171H54L55 170V167L56 168H58V167H62L63 165H65V167L64 168H66V163H69L68 165L70 166V168H71V164H70V161H69V159L67 160H65L64 161V159H65V157L67 158V156H72L71 154L70 155H68L67 153H66V151H65V153L67 154H65V153H63V151L61 152V153H58V152H60V150H59V148L57 149V150H54V152H56V151H58V152H56V153H58V155L56 156L57 158V160H55V162L53 163V162H51V160H50V163L52 164H55L54 166L55 167H53V165L50 167V169H49V167L46 165L45 166V163L46 164H48L47 162H49V160H48V158L49 157H51V156H49V153L50 154H53L52 152H47L46 150H45V148H44V145H47V144H49V143H47V144H45L44 143V145H43V147H40L39 145H41V144H43V140H41V139H35L34 140V138H33V136H32V138L31 137H28V138H30V140L28 141V139L26 140V141H24V152H26V154L25 155H23V157H22V160L24 161V162H20V166L22 167V174H25L26 172H27V178H29V181H30V183H32V184H30V185H37L38 187V189L36 188V186H34L35 188H33V186H32V188L30 189L29 187H28V184L29 183H26L27 182V180L25 181V177L23 178V177H21L22 175L20 174L19 176H18V174H16V172L15 173H13L14 175H16V177H14V175L13 174H8L7 173V169H8V167H7V169H6V173H5V171H4V173L2 174L1 173V176L3 177L2 179H1V177H0V179H1V181H0V186L1 187H3V188H0V189H2V193L3 194H0V196L2 197L3 195H4V192L5 193H7V194H5V198L4 197H0V199H1V201L2 200H6L9 196H11L10 198H13L12 197V193L11 192H17L18 194L20 193V195H18V196H20L21 197V194H23L22 195V197H23V199L25 198L26 200H29L28 202H29V205L28 206H26V205H24L25 203H23L24 201L26 202V200H23V199H21V198H19L18 196V198L19 199H21V200H23V201H21V200H19L22 204V206H24L23 207V209H21L22 207H21V205H18L19 206V208L17 209V203H15L14 205H12V203L11 204H6V202L8 203V201H10V199L7 201L6 200V202H4V201H2V202H4L5 204H6V206H5V204L3 203H1V205H0V264H84V261L86 260L87 262H89L91 259V261L93 262V261H96V263L95 264H148V263H151V261H152V264H155V262H156V264H167V262H168V264H169V262L171 263V264H174V262H175V264H186L185 262H187V260H188V262H187V264H229L230 262H231V264H247V261H248V264H251L250 262L252 261V260H254L252 263H254V262H259V263H261L262 264V262L264 263V260L263 259H261V257H258V258H260V261L256 258L257 257V255H256V253L258 254V255H260L261 256V253H262V255H264V240H262V239H257V241H256V243L254 244V247H253V245H252V242L253 241H251V243H250V241H248V236H246L247 235V231L244 229L245 228V226L246 225H248V224H250V223H253V222H256L257 220H260L259 218L261 217V218H264V215H263V217H262V213H261V210L262 209H259V211H257V215L256 214H253V212H256V210H258V208H263V211H264V207L263 206H260V204H258V203H256L257 201H259V200H256V201H254L253 202V204H254V208H252L251 206H250V204L252 203V201L250 202V204L249 203H245V206H244V203H243V201H244V199H245V201L246 202H248L247 200L248 199H246V198H243V200H242V198H238V199H241L240 201H235L234 200V202L232 201V199H231V201H232V203H236L238 206H239V203H240V205L241 206H239L241 209H239V210H242L243 209V211H245L244 213H242L243 215L245 214V217H247L246 215L247 214H249L248 216H251V218L250 217H248V218H245V217H242L241 216V211H238L237 210V212H238V218L240 219V220H238V219H236L235 220V222L234 221H232L233 220V218L235 219L236 217H237V215H234L235 217H231V213H235L236 214V211H234V212H231L232 210H235V207H238V206H236V205H234V204H231V203H229V202H227V201H229V199L230 198H232L233 197V199H237V197H239V196H237L236 197V195L238 194V195H241V193H242V191L244 192V189H245V192L244 193H242V196L243 195H245V193H246V191H248V190H251L252 192H254V190H252V188L254 189L255 187H257V183L260 185L261 184V186H262V184H264V176L263 177H261L262 175H264V174H262V172H264V169H263V167L264 166H261L259 163H255V162H253V161H251V160H249L248 158H247V154H251L252 155V152L254 151V149L253 148H251V147H247L248 148V150L246 149V147L244 146L243 148L241 147V145H239V146H237V147H228V145H227V150H225V146H226V144L225 145H218V140H217V138L215 137L214 138V136H212V134H209L208 132H209V130H206L205 131V128L204 129H200L201 131H203L204 132V134L203 135H201L200 137H197L198 135H196L195 133H193V135H194V139H196V138H198V139H200L199 141H198V139H196L198 142H194L193 144L192 143H188V142H190L189 140H193V139H190L189 138V140L188 141H184L183 140V138H182V140H181V142H186L187 143V145L188 146H186V144L185 145H183V146H178L179 144H177V142H178V138H179V136H181V135H184V138L186 137V138H188V136L187 135H189V137L191 136H193V135H191L192 133H186V134H182L181 132H179V134H178V131L179 130H173L174 129V127H173V125H172V123H171V120H173V119H170ZM226 118V119H225ZM238 118V117H237ZM236 118V119H237ZM62 119V120H61ZM65 119V120H64ZM101 119H102V117H101ZM119 121H117V120ZM156 118H154V120H155ZM157 119H158V116H157ZM156 119V120H157ZM236 119L234 120V118H233V121L231 120L230 122L232 123V122H234L235 123V121H236ZM35 120V121H34ZM42 120V121H43ZM49 120V121H48ZM115 122H114V121ZM220 120V121H219ZM226 121V122H225ZM64 122V123H63ZM224 122V123H223ZM229 122V123H230ZM27 123H28V121H27ZM35 123V124H34ZM38 123H40V124H38ZM44 123V122H43ZM97 123V124H96ZM170 123V124H169ZM197 123V122H196ZM34 124V126L32 127V125ZM59 124V123H58ZM95 124H96V128L94 127L95 126ZM122 124V125H121ZM135 124V123H134ZM200 124H202V121L199 123V127L200 126H202V125H200ZM27 125V124H26ZM40 127V131L38 130V126ZM43 124H41V126H42ZM152 125V126H153ZM44 126V125H43ZM46 126V125H45ZM52 126V127H51ZM98 126H99V128H98ZM155 126H157V125H155ZM162 126V125H161ZM160 126V127H161ZM31 127V128H30ZM69 129H68V128ZM91 127V128H90ZM118 127H121V128H118ZM42 128H44V127H42ZM95 128V129H94ZM125 128H123L122 130H124ZM225 128V129H224ZM32 129V130H31ZM38 131H37V130ZM51 129V130H50ZM68 129V130H67ZM97 129H98V132H97ZM27 130H29L28 132H27ZM34 130H36V133H35V131ZM114 130V131H113ZM171 130V131H170ZM104 131V132H103ZM106 131V132H105ZM110 131V130H109ZM125 131V130H124ZM37 132L39 133H41V134H37ZM244 132L246 133H244L245 135H247V136H250V133H248V132H251L252 133V136H254L253 135V133H256V136H258L259 135V137H261V134H262V136L264 135V131L263 132H256L255 130H249V129H247L246 131L244 130ZM50 133H52V132H50ZM60 133V134H61ZM157 133H155V134H157ZM205 133H206V135H205ZM61 134V135H62ZM82 134V135H83ZM111 134V135H110ZM154 134V133H153ZM37 135V136H36ZM61 135H59V136H61ZM83 135V136H84ZM131 135H129L130 137H131ZM158 135L156 136L157 138H158ZM177 135H179L178 137H177ZM186 135V136H185ZM208 135H209V138H208ZM211 135V136H210ZM57 139H59L58 141H59V143H60V145H59V143H58V141L56 140V138ZM63 136V135H62ZM74 137V139H72V138H69V137ZM90 136H91V138H90ZM125 137L126 138V141H123L122 140V137ZM128 136V137H129ZM144 136V135H143ZM142 136V138H145V136L143 137ZM147 136V135H146ZM149 136V135H148ZM148 136H147V138H148ZM150 136L152 137V138H154L153 136H155V135H151L150 134ZM149 136V137H150ZM205 136V137H204ZM66 137H67V135H66ZM90 139H88V138ZM102 137H104V138H107V140H105V139H101ZM115 137H116V139H115ZM150 137V138H151ZM207 137V138H206ZM63 138H64V136H63ZM84 138H85V136H84ZM96 139V138H99L101 141H98V139H96V140H94V139ZM110 138H113V139H111L110 140ZM124 138V139H125ZM167 139V141H166V139ZM204 138H206V139H204ZM213 140H212V139ZM26 139V138H25ZM61 139V140H60ZM115 139V140H114ZM128 139V140H127ZM131 139V140H132ZM149 139V138H148ZM162 139H164V142H162L163 140ZM168 139H171V142H169L170 140H168ZM173 139V140H172ZM41 140V142H39ZM55 140H56V142L58 143V145H57V143H56V145L58 146V147H56V146H53L52 144H54L55 145ZM79 140V141H78ZM108 140H110V142L108 141ZM113 140V141H112ZM135 140H136V142H135ZM152 140H154V139H152ZM208 140H210L211 142L210 143H212V141L215 143V145H217L218 147H216L214 144H213V146H215L214 148H211V150H216L217 151V149L219 150V151H217V152H220V155H219V153H217V155H219L218 157H222L223 159H222V161L224 162V164H227V165H225L224 166V164L223 163H220L221 161H219V160H221V159H218V157L216 158V156H214L215 158H211L210 156H213L212 154H209L208 153V151H207V153H204L205 152V150H204V148H206L207 147V149H208ZM35 141V142H34ZM60 141H62V142H60ZM72 142V143H70V142ZM74 141H78V143H76L75 142V144H73V142ZM93 141V142H92ZM103 141H104V143H103ZM112 141V142H111ZM129 143H128V142ZM139 143H138V142ZM141 141V140H140ZM145 141H147V140H145ZM174 141V142H173ZM202 141V142H201ZM218 141V142H217ZM27 142V143H26ZM31 142H33V144L31 143ZM66 142V143H65ZM69 142V143H68ZM112 143V145L110 144H106V143ZM133 142H134V145L135 146H137L136 144L138 143V144H140L141 146L143 145V144H145L146 146V148H148L147 149V151L148 150H150V151H148V152H146V148L144 147V145L142 146V147H144L145 148V150H144V148H143V150L140 148H138V146H137V148L135 147V146H133ZM151 142H155V141H151ZM150 142V143H151ZM167 142H169V143H167ZM173 142V145H171V143ZM181 142H178V143H181ZM193 142V141H192ZM204 142H206V147H204L203 149L201 148L202 146H203V144L202 143H204ZM38 143H40V144H38ZM101 145H100V144ZM115 143V144H114ZM125 143L127 144V145H125ZM136 143V144H135ZM160 143H163V144H160ZM199 143V144H198ZM62 144V145H61ZM73 144V145H72ZM90 144V145H91ZM106 144V145H105ZM130 144H132V145H130ZM158 144V145H157ZM182 144V143H181ZM202 144V145H201ZM29 145L31 146V149L32 150H34V151H32L30 148L29 149H27V151H25L26 150V148H28L29 147ZM37 145H38V147H37ZM113 145L115 146V148L113 147ZM118 145V146H117ZM128 145L129 146H131V148H133L132 150L130 149L129 151H128V149L126 148V147H128ZM139 145V146H140ZM201 145V146H200ZM209 145H211V144H209ZM42 146V145H41ZM50 146H51V148H50ZM62 146V147H63ZM81 146V145H80ZM82 146H85V145H82ZM105 146H106V148H105ZM110 147L109 149H107L108 147ZM118 148H117V147ZM155 146H157V147H155ZM166 146H169V147H166ZM197 146V147H196ZM204 146H205V144H204ZM36 147L37 148H42V153L43 152H45V153H48V155L46 154V156H49V157H46L45 156V153H43L44 154V156H45V158H47V162H45L44 161V159L42 160L41 159V156H40V158L39 157H37L36 159H37V161L39 160L41 163H42V161H44L43 163H42V165L43 166H45V167H47L46 169L44 168V167H42V165H37V162H36V164L34 165V162L32 163V160H33V158H32V156H34V154H35V156H37L36 154H40V151L38 150H36ZM53 147V148H52ZM60 148V149H63V148ZM76 147H78L77 149H76ZM104 147V148H103ZM113 147V148H112ZM125 147V148H124ZM134 147L136 148L135 150V152H134ZM160 147V148H159ZM175 147H177V148H175ZM211 147H212V145H211ZM239 147H241L242 148V151L241 150H239V149H241V148H239ZM159 148V149H158ZM164 149V148H166V149H168V150H162V149ZM172 148V149H171ZM178 148H180V149H178ZM184 148V149H183ZM210 148V147H209ZM217 148V149H216ZM237 148H238V150H237ZM250 148H251V151H250ZM84 150V153H82V152H80V150ZM117 149V150H116ZM139 151H138V150ZM176 149V150H175ZM199 149V150H198ZM236 149V150H235ZM32 151V153L30 154V152H28V151ZM44 150V151H43ZM79 150V151H78ZM82 150V151H83ZM94 152H93V151ZM103 150H105V151H107L108 150V152L107 153H109V156H112V157H110V158H112V160L111 161H113V163L111 162V164L109 165V159L110 158H108V155L106 154V156H105V151H103ZM112 150V152H110V151ZM142 150V152L140 153V151ZM172 150H175V151H177L178 153L175 155V156H173V157H171V159H170V161L172 162H170L171 163V166H170V164H168L167 165V163H168V161L169 160H165V158H164V156L162 155L163 153H168V152H170V151H172ZM184 150V151H183ZM202 150H204L203 151V153L204 154H202ZM209 150V149H208ZM213 150V151H214ZM229 150H231V153H233V154H235L236 155V153H238L237 154V156L239 155V157L238 158H234L232 155H231V153L229 154L228 153V151ZM247 150V151H246ZM36 151L38 152V153H36ZM69 151V152H70ZM98 151V150H97ZM119 151H120V153H119ZM128 151V152H127ZM137 151H138V153H137ZM144 151V152H143ZM160 151L162 152L163 151V153H161V155H162V157L164 158V160H165V163H164V160L162 161L163 163H161V160L163 159L162 157L160 158V161H157L158 159V154H160ZM210 151V150H209ZM227 153L228 155H229V157H230V155L233 157V159H235V161L233 162V159H231V157L229 158L230 159V161H229V159L227 160V158L228 157H226L225 158V156H223V155H221V153ZM72 152H70V153H72ZM88 152H89V154H88ZM103 154H102V153ZM117 152V154H126V153H129V155L128 154H126L127 156H125V157H127V159H130V158H128L129 156H131V158L133 157V160H132V164L130 163L131 162V160H130V164L131 165H135V163L137 162L136 160H138L139 161V159H140V157H139V155L141 156V155H143V158L145 157V159H142L141 160V163L142 164H140V165H137V163H136V167H140L141 168V166H142V169H141V172L139 171V174L140 175H138L139 176V178H138V176H135L136 175V173H138V172H133L135 169H137V168H135V166H132V168L130 169L131 171H127L128 170V168H130V167H128L127 168V165H124V167H122L123 169L125 168V166H126V168L124 169V170H126V172H124V175L126 174V173H129L130 172V174L129 175H127L126 174V176H123L122 174H120V173H123L122 171H124V170H122V168L119 166V164L117 165V163L115 164V162H117V161H115L114 162V160H116L115 159V157L116 156H114V154L113 153H116ZM191 152V153H190ZM230 152V151H229ZM245 154H244V153ZM248 152V153H247ZM56 153H54L55 155H56ZM99 153H101L102 154V156H101V154H99ZM139 157H136V158H138V159H136L135 158V154ZM200 153V154H199ZM242 153H243V155H242ZM10 154L12 155V157H15L16 156V154H18L17 152H15V148L14 147H11V149H10ZM28 154H30L29 156H31V157H28ZM39 154H38V156H39ZM53 154V155H54ZM111 154V155H110ZM131 154V155H130ZM139 154V155H138ZM149 154V155H148ZM181 154V155H180ZM21 155V156H22ZM151 156L152 158L151 159H146V157H148V156ZM181 156V157H178V156ZM205 155V156H204ZM206 155H208V156H206ZM227 155V156H228ZM20 156V157H21ZM44 156L42 157V158H44ZM73 156H72V158H73ZM77 156V155H76ZM75 156V157H76ZM160 156V155H159ZM193 156L194 157H197V159L196 160H198L200 157L201 158H203L202 160H201V162H200V160L199 161H194V158H193ZM242 156L244 157V158H242ZM20 157H18L19 159H21ZM53 158H55L54 156H52ZM105 157H107V158H105ZM122 157V159H123V156H121ZM124 157V158H125ZM142 157V156H141ZM246 157V158H245ZM29 160H28V159ZM39 158V159H38ZM59 158H62L61 160L59 159ZM76 158H78V157H76ZM79 158V159H80ZM117 158V157H116ZM183 158V159H182ZM200 158V159H201ZM50 159V158H49ZM81 159H80V161H81ZM97 161H96V160ZM105 159L107 160V161H105ZM180 161H179V160ZM193 159V160H192ZM237 159H241L240 161H238L237 163H236V160ZM12 160V161H11ZM10 161H9V163H13V159H11ZM16 160V159H15ZM31 160V161H30ZM46 160V159H45ZM53 160V159H52ZM125 160V159H124ZM144 160V161H143ZM177 160V161H176ZM184 160H186V161H184ZM217 161V162H219V163H217V162H214V161ZM244 160V161H243ZM245 160H246V162H245ZM34 161H36L35 159H34ZM69 161V162H68ZM79 161V160H78ZM120 161H122V160H119V157H118V162L119 163H122V162H120ZM143 161V162H142ZM148 161H151V162H148ZM167 161V162H166ZM211 161V163H209ZM15 162V161H14ZM28 162V163H27ZM29 162H30V165H29ZM39 162V163H40ZM66 162V163H65ZM71 162H73V161H71ZM74 162H77V161H74ZM125 162V163H124ZM158 162V163H157ZM227 162V163H226ZM242 162V163H241ZM245 162V163H244ZM9 163H7V165L10 167V166H12L13 168H14V170L16 171V170H19V169H17V167L15 166V165H17V164H15V163H17V162H15L14 163V166H13V164L11 165H9ZM25 165H24V164ZM59 163H62L63 165H60ZM89 163H91V162H89ZM98 163H96V164H98ZM129 163H127L126 162V160L125 161H123V164H129ZM150 163V164H149ZM151 163H152V165H151ZM180 163H181V165H180ZM182 163H183V165H182ZM185 163V164H184ZM187 163H188V165H187ZM216 163V164H215ZM238 163H239V165H241L242 167H243V171H242V168H240L239 166H238ZM247 163V164H246ZM250 163V164H249ZM74 164L72 163V166H74ZM98 164V165H99ZM129 164V165H130ZM210 164H213V166H214V169H213V171H212V168L213 167H211L210 168ZM32 165L33 166H35L34 168L32 167ZM60 165V166H59ZM75 165V166H76ZM86 165H87V169H85L84 167H86ZM92 165H93V163H92ZM109 165V166H108ZM111 165H112V167H111ZM115 165H116V167H115ZM150 165H151V167H150ZM158 165V166H157ZM162 165H163V167H165V166H168V167H165V168H163L162 167ZM186 165H187V167H186ZM191 165V166H190ZM216 165H217V167H219V168H222V169H224V170H220V169H218V170H220V172H218V170H216L215 168H216ZM235 165H237V167L235 166ZM19 165H18V167H20ZM31 166V167H30ZM93 166H96V165H93ZM106 166H108L109 168H106ZM117 166H119V168L117 167ZM227 166H229V167H227ZM26 167V168H25ZM29 169H31V170H29ZM54 168V170H53V168ZM68 167V166H67ZM113 167H115V168H118V171L117 170H114V168ZM182 167V168H181ZM190 167V168H189ZM200 167V168H199ZM239 167V168H238ZM259 167H261V169L259 168ZM32 168L34 169V171H32ZM41 168V169H40ZM105 168H106V170H108V172L105 170ZM121 168V169H120ZM135 168V169H134ZM143 168H144V170H146L147 168H148V170L150 171V172H148L147 170H146V172H148V174L149 175H147L146 174V172L143 170ZM151 168H153V169H151ZM197 168V169H196ZM208 168H209V170H208ZM40 171H39V170ZM44 169H45V171H44ZM49 169V170H48ZM52 169V170H51ZM69 169V168H68ZM73 169V168H72ZM81 169V168H80ZM83 169H85L86 170V172H84L85 170H83ZM91 169V168H90ZM92 169H93V167H92ZM91 169V170H92ZM103 169H104V172H103ZM156 169H158V171H154V172H152L151 173V171H153V170H156ZM169 169V170H168ZM246 169H251L250 171H253L254 173L252 174L250 171L248 172ZM28 170V171H27ZM40 172V173H38V171ZM43 170V171H42ZM59 170V169H58ZM60 170H62V168L60 169ZM90 170V171H91ZM138 170V169H137ZM140 170V169H139ZM164 170H165V172H164ZM231 170V171H230ZM9 171H11V169L9 170ZM8 171V172H9ZM13 171V170H12ZM25 171V172H24ZM42 171V172H41ZM106 171V172H105ZM118 172V174H117V172ZM121 171V172H120ZM136 171V170H135ZM144 171V172H143ZM176 171H178L179 173H176ZM245 171H247V173H245ZM35 172H37V173H35ZM83 172L84 173H86V175L89 173V175H87V176H89L88 178L89 179H87L86 180V178H85V174H83ZM88 172V173H87ZM92 172V171H91ZM156 172V173H155ZM168 172V173H167ZM11 173V172H10ZM31 173H35L34 175H36V174H38L37 176H40V175H47V180H46V182H45V180L43 181V180H38V181H36V179H38L37 178V176H32V177H30L28 174H30V175H32ZM60 173V174H59ZM71 175H70V174ZM72 173H73V171H72ZM131 173H134L133 175L135 176V178H134V176H132V174ZM142 173H144V174H146V175H144V177L145 176H147L146 177V179L144 180V183H143V181L141 182V178H142ZM150 173L152 174V175H150ZM176 173V174H175ZM55 174V175H54ZM81 174V175H80ZM122 175L123 177H125V178H123L122 176L120 177V175ZM165 174H167V175H165ZM179 174V175H178ZM200 174H203V175H200ZM254 175V176H249V175ZM257 174H258V176H257ZM4 175H5V177H6V175H8L7 177H6V179H7V181L10 183V185L8 186L4 181H5V177H4ZM12 175H13V177H12ZM44 175V176H45ZM48 175H50V177H51V175H53V177L55 176V180H57L56 179V177H58V178H61V180L62 179H64L66 182H64V183H67V181H71V182H74V184H75V182H77V184L78 183H80L81 185H82V188H78L76 185H75V187H74V185L72 184V183H70L71 184V188L68 190L67 189V186H65V184H64V186L66 187V188H63L64 186H61L63 183H61V181H60V184L58 183H54V185L55 186H61V187H55L51 182H49L50 180H48L50 177L48 176ZM79 175H80V179H79ZM83 175H85V176H83ZM116 175L118 176V179L116 178ZM155 175V176H154ZM160 175H161V177H160ZM165 175V176H164ZM24 176V175H23ZM29 176V177H28ZM73 176V177H72ZM81 176H83L85 179H83V177H81ZM149 176H152L150 179H148V181L150 182V183H147V182H145V181H147V178L149 177ZM154 176V177H153ZM169 176V177H168ZM182 176H183V178H182ZM185 176V177H184ZM204 176V177H203ZM260 176V177H259ZM42 177V176H41ZM40 177V178H41ZM100 177L102 178V181H101V183H99V185L101 184V185H104V186H101L100 188L99 187H97L96 185H98V184H96V182L95 181H98L99 179H100ZM104 177V178H105ZM126 177H128V178H126ZM131 177V178H130ZM159 177V178H158ZM258 177V178H257ZM21 178H23L24 179V182L26 183V185L24 184V182L23 183H20L21 181H20V179ZM31 178H36L35 179V181L36 182H32L30 179ZM39 178V179H40ZM98 178V179H97ZM114 178H116V179H114ZM122 179L121 181L122 182H120V180L119 179ZM161 178H163V179H161ZM14 179V180H13ZM15 179H19V180H15ZM42 179V178H41ZM51 179V178H50ZM52 179H54V178H52ZM72 179V180H71ZM77 181H76V180ZM132 179V180H131ZM185 179V180H184ZM262 179V180H261ZM10 180H12V181H10ZM75 180V181H74ZM89 180H91V181H89ZM115 180V181H114ZM117 180H118V182H117ZM246 180V181H245ZM6 181V182H7ZM16 181V183H15V185L17 184V183H20L21 185L23 184V185H25L26 187H27V189H29V191H27V189H26V187L25 186H23L25 189H26V191H21L22 189L24 190V188H22L21 186H20V184H17V187L19 186V187H21V188H17L16 189V186L14 187L13 185L11 186V184H12V182H15ZM40 181V184H38V182ZM162 181V182H161ZM165 181V182H164ZM241 182V183H238V182ZM41 182H42V184H41ZM45 182V183H44ZM48 182V183H47ZM87 182L89 183V185L87 184ZM163 182H164V184H163ZM225 182V185H226V182L229 184V183H235L236 184V186H233V187H229L230 189L228 190V184H227V188H221L220 189V187L221 186H225L223 183ZM237 182V183H236ZM4 183H5V185L6 186H4ZM52 184L53 186H54V189H55V191H54V189H52L53 187H49V186H52V185H49V184ZM169 183H171V184H169ZM188 183V184H187ZM206 183H207V185H206ZM222 185H221V184ZM245 183V185H243ZM2 184V185H1ZM91 184H92V186H91ZM93 184H96V185H94L93 186ZM139 184H141V186L139 185ZM154 184H156V185H154ZM219 184V185H218ZM238 184V185H237ZM41 185H43V186H41ZM47 186V185H49V186H47V187H49V188H45L44 186ZM66 185H68V184H66ZM72 185H73V187H72ZM81 185H79V186H81ZM98 185V186H99ZM108 186V185H110L107 189L105 188L106 186ZM144 187H143V186ZM185 185V186H184ZM212 185V186H211ZM234 185V184H233ZM240 185H241V187H240ZM258 185V186H259ZM8 186V187H7ZM40 186L42 187V189L43 190H45V189H49L50 190V193L48 192V191H42V189L40 188ZM69 186V185H68ZM84 186H85V188L87 187V189H85L84 188ZM130 186V187H129ZM205 186V187H204ZM230 186V185H229ZM264 186V185H263ZM259 187V189L258 188H256V190H260V193H261V191H263L261 188H264V187ZM12 187L13 188H15V189H12ZM77 187V188H76ZM117 188V191H118V195L119 194H121V196H123L122 197V199L123 198H125V197H127V199L125 198V199H121V196L119 197L114 191H116V188ZM206 187H209V189H204V188H206ZM215 187V188H214ZM218 187V188H217ZM4 188H6V189H4ZM8 188V189H7ZM72 188H74L73 190H72ZM75 188H76V191H77V194H76V192L74 191L75 190ZM88 188H90V190L88 189ZM113 188H115V189H113ZM232 188H234V189H232ZM250 188V189H249ZM59 189H60V191H59ZM130 189H132V190H130ZM213 189H215V190H213ZM223 189V190H222ZM14 190V191H13ZM39 190H41V191H39ZM109 190H111V192L109 191ZM146 190V191H145ZM199 190H201V191H199ZM213 190V191H212ZM235 190H237V191H235ZM239 190V191H238ZM256 190H255V193H256V195H257V193L258 192H256ZM4 191V192H3ZM11 191V192H10ZM20 191V192H19ZM59 191V195L56 193V192H58ZM64 191H66V193H65V195H64V193H62V192H64ZM85 191V192H84ZM88 191H90V193L88 192ZM116 191V192H117ZM134 191V192H133ZM135 191H137V192H135ZM141 191V192H140ZM194 191H199V192H201L202 193V195L200 196V194L198 193H196V192H194ZM205 191V192H204ZM211 191V192H210ZM0 192H1V190H0ZM22 192V193H21ZM31 192V194L29 195V194H27V193H30ZM45 192V193H44ZM69 192V193H68ZM88 192V193H87ZM131 192V193H130ZM191 192H193L191 195L189 194V193H191ZM250 192V191H249ZM249 192H247V193H249ZM264 192V191H263ZM8 193H11V195H8ZM38 194V196L37 195H35V194ZM44 193V194H43ZM46 193H49V194H46ZM57 195H56V194ZM61 193V194H60ZM68 193V194H67ZM72 193H73V196H72ZM106 193V194H105ZM108 193V194H107ZM111 193V194H110ZM113 193V194H112ZM124 193V194H123ZM141 193V194H140ZM155 193V194H154ZM158 193V194H157ZM205 193V194H204ZM255 193H250L249 194V196H250V198L248 197V196H245V197H248L249 198V201L250 200H254V197H255ZM41 194V195H40ZM46 194V195H45ZM71 194V195H70ZM99 194H101L100 196H99ZM103 194H105V195H103ZM109 194H110V196L111 195H113V197L111 196H109ZM114 194H115V196H114ZM137 194V195H136ZM150 194V195H149ZM157 194V195H156ZM169 194V195H168ZM176 195V196H174V195ZM234 194V195H233ZM251 194H254V195H252L251 196ZM75 195V196H74ZM84 195H88V197H86V196H84ZM145 195H147V196H145ZM151 195H153V196H151ZM171 195V196H170ZM172 195H173V197H172ZM206 195V196H205ZM230 197H229V196ZM247 195V194H246ZM260 195V194H259ZM264 195V193L262 194V195H260V196H263ZM6 196H8L7 198H6ZM14 196V198H15V196L16 195H13ZM34 196V197H33ZM36 196V197H35ZM44 196V197H43ZM54 196H55V198H54ZM76 196H78V197H76ZM101 196H102V198H101ZM148 196H151V197H153V198H151L150 199V197L148 198V199H146ZM155 196V197H154ZM168 196V197H167ZM180 196V197H179ZM192 196H194V198L195 197H197L198 198V200H197V198L196 199H194L193 197L191 198ZM201 198H200V197ZM223 196H226V198H224ZM15 198L16 199V201H17V199L18 198ZM42 197V198H41ZM61 197V198H60ZM71 197H76V198H74L75 200L73 201L72 199L73 198H71ZM80 197H83L84 199H86V201H83L82 200V198L80 199L81 200V202L79 201V198ZM106 197H110V198H106ZM142 197H146V198H144V199H146V200H142L141 201V198ZM161 197H167V198H173V200H171V203H169L170 202V200H169V202L168 201H159L158 200V198L160 199ZM229 199H228V198ZM241 197V196H240ZM244 197V196H243ZM251 197H253V199H251ZM257 197V196H256ZM13 198V199H14ZM38 198H41V199H38ZM58 199V198H60V199H58V201L60 202V204H62V206L59 204V205H57L59 202H57V204L56 203H52V204H49L48 206L46 205V203L48 204V202L50 201V203L52 202V200H54V199ZM70 198H71V200H70ZM87 198L89 199V200H87ZM128 198H129V200H128ZM215 198H218L219 199V201H221L222 200V202H216V201H214V203H211V202H213V200L215 199ZM223 198V199H222ZM263 199H264V197H262ZM261 198V199H262ZM33 199H35L34 200V202L36 203L38 200H41V202L39 201L38 203H36V205H35V203H32L33 201H31V200H33ZM70 201V202H72L71 204H70V202H67V204H66V201ZM67 199H69V200H67ZM143 199V198H142ZM180 199V200H179ZM196 200V202L194 201V200ZM221 199V200H220ZM227 199V201L225 202V200ZM257 199H260V198H257ZM37 200V201H36ZM47 200V201H46ZM49 200V201H48ZM60 200H62V201H60ZM79 202H78V201ZM123 202H122V201ZM138 200H140V201H138ZM148 200V201H147ZM159 202H158V201ZM168 200V199H167ZM176 200H178V201H180V202H177L178 203V205H179V208L177 207V206H175L176 204H173ZM199 200H201V201H199ZM217 200V199H216ZM12 202H14L13 200H11ZM46 201V202H45ZM57 200H55V202H56ZM130 201H133V202H136L137 203V201H138V203H137V205L139 204H142L141 206L143 207L142 209L144 210V204L143 203H149L150 201V203H149V205L150 206H148V205H146V206H148V207H146V210L144 211V212H148L147 211V208H148V210H149V207H150V211H151V208H152V211L149 213L148 212V214L147 213H144V212H142L143 213V215L145 216V214H147V215H149L150 216V218H148L147 217V215H146V218H144V217H142L141 216V214H140V217H138L139 215H137L136 214V217L137 218H132L133 216L132 215H134V213L133 212H137V213H140L141 211H143V210H141L140 208H141V206H139L140 208H139V210H137V207H135V205L136 204H128V202H130ZM174 201V202H173ZM198 201V202H197ZM242 201V202H241ZM261 201V203L262 204H264V201H262V200H260ZM28 202H26V203H28ZM42 202H45V204L44 203H42ZM61 202H63V203H61ZM65 202V203H64ZM74 202V203H73ZM76 202H78V203H76ZM83 202H84V205H83ZM86 202V203H85ZM89 202H91V203H93V204H90ZM123 204H121V203ZM140 202V203H139ZM143 202V203H142ZM155 202L157 203V206L155 205ZM181 202L184 204H181ZM203 202V203H202ZM10 203V202H9ZM124 203H127L128 205H130V206H127V204L125 205ZM145 203V204H146ZM162 203H164V204H162ZM210 203H211V205H210ZM229 203V204H228ZM18 204H20V203H18ZM54 204V205H53ZM63 204L65 205V207L63 208ZM74 204H75V207H74ZM80 206H79V205ZM85 204H87V206L85 205ZM192 204V205H191ZM198 204V205H197ZM203 204V206H201ZM206 204V205H205ZM220 204V206H218ZM247 204V205H246ZM249 204V205H248ZM255 204H258L257 206H259L258 208H255ZM4 205V206H3ZM8 205V206H7ZM12 205V206H11ZM17 207H16V206ZM46 205V206H45ZM73 205V206H72ZM77 205H78V207H77ZM118 205V206H117ZM122 207H121V206ZM125 205V207L123 208V206ZM131 205H132V207H131ZM163 205H166V206H163ZM174 205V206H173ZM183 205V206H182ZM198 207H197V206ZM233 205V206H232ZM252 205V204H251ZM15 206V207H14ZM68 206H71L70 208L68 207ZM81 206H86L87 208H85V207H81ZM192 206H195V207H192ZM208 208H207V207ZM215 206V208H213ZM72 207H74L73 209H72ZM81 207V208H80ZM130 207H131V209H130ZM161 207H163V209L161 208ZM201 207V208H200ZM209 207H210V209H211V207H212V209H211V211L212 210H214L215 212H218V213H220V214H223V215H220V217H222V216H224V217H228L229 215V218H230V222L228 221V220H224V219H227V218H218L219 219V221H218V219H217V217H216V215H218L217 213L215 214V213H213V212H211V211H206L207 209H209ZM245 207H246V209H248V210H245ZM76 208H79V209H76ZM90 208V209H89ZM94 208V209H93ZM96 208V209H95ZM106 208V209H105ZM134 208V209H133ZM136 208V209H135ZM174 208V210H176V211H174L173 210V212L170 210V209H173ZM190 208H191V211H186V210H190ZM194 208H197V211L194 209ZM206 208V209H205ZM61 209H66V211L65 210H61ZM68 209H69V211H68ZM71 209V210H70ZM85 209H88L87 210V212H86V214H85V212H84V210ZM104 209V210H103ZM111 209V210H110ZM129 209H130V211H129ZM133 209V210H132ZM165 209V211L166 210H170L171 212H169L170 213V216H173V217H170V220L169 221H167V222H162L161 220L159 221L158 219H161L162 218V220L163 221H166L165 219H168V215H169V213L166 211H163ZM183 209V210H182ZM194 209V210H193ZM209 209V210H210ZM82 210V211H81ZM106 210V211H105ZM122 210V211H121ZM127 210L128 211V213H131L132 215L130 216L129 214V216L132 218V220L130 219V218H128L126 215H127V213L125 212V211ZM136 210V211H135ZM157 210H158V212H157ZM185 210V211H184ZM199 210V211H198ZM203 212L204 210H205V213L204 214H201L200 215V213H201V211ZM217 210H220V211H217ZM222 210V211H221ZM52 211V212H51ZM161 211H163V214H160V212ZM179 211L180 212H182V211H184L185 213H179ZM249 211H251L250 213H249ZM54 212H56V217L54 218V216L55 215H51V214H55ZM124 213V215H125V218L123 217L124 215H122L123 213ZM164 212H165V214L167 213L168 215H167V218H164V217H166V215L164 214ZM175 212H178L177 214L175 213ZM193 212V213H192ZM196 212H198V214H199V216L197 215V213ZM206 212H211L213 215L215 214V219L213 220V221H218V225L216 224V223H214L213 222V224H214V227H213V225L211 224L212 222H209V221H211L210 220V217L212 216V214H211V216L209 215L210 213H208L207 215H208V223L209 224H206L205 223V225H204V220L203 219H200V221L202 220L203 221V223H202V226L200 225V230L201 231H203L202 233L198 230V231H195V232H198L197 234H200V236L199 237H197L196 236V239L195 238H193V240H191L192 239V237H193V234H191V232H190V234H189V231H188V235L185 237V232H186V230H191L190 228H192L191 226H194L195 228L198 226H195V224H194V222H195V220H193V221H191V220H189L190 218L191 219H196V222H198L199 221V218H201V216L203 215V216H206L205 214H206ZM258 212H259V214H260V216L259 217H257L258 216ZM59 213V214H58ZM73 213V214H72ZM81 213V214H80ZM100 213H102V214H100ZM162 213V212H161ZM173 215H172V214ZM174 213L176 214V216L178 215V216H180L179 218L178 217H174L175 215H174ZM188 213V214H187ZM192 213V214H191ZM227 213V214H226ZM264 213V212H263ZM59 216H58V215ZM76 214V215H75ZM83 214H85V215H83ZM87 214H88V216H87ZM94 214V215H93ZM98 214V216H95V215H97ZM117 214V215H116ZM121 214V215H120ZM157 214H160V218H158V219H156L157 218ZM224 214H226V216L224 215ZM229 214V215H228ZM2 215V216H1ZM51 215V216H50ZM62 215V216H61ZM73 215V216H72ZM93 215V221H91V219H92V216ZM99 215H100V219H99ZM116 215V216H115ZM162 215V216H161ZM185 215V216H184ZM197 215V217H195V216ZM228 215V216H227ZM256 215V216H255ZM53 216V217H52ZM75 216H77V219L76 218H74ZM79 216H83V218L82 217H80V219L82 218V219H84V217H85V220H83V221H81V220H79ZM96 217V219H95V217ZM114 216H115V218H116V220H115V218H114ZM118 216H121L122 218H124V219H122V218H117ZM135 216V215H134ZM153 216V217H152ZM191 216H193V217H191ZM202 216V218H204ZM49 217H52V219H55V223L54 222H51L52 220L51 219H48ZM62 218L63 219V217H64V219H63V221H66V223L64 222H62V220H61V222L63 223V226H60L59 224L61 223V222H59V224H57L56 225V222H58L59 221V219L58 218ZM71 217H72V219H71ZM112 217V218H111ZM129 219H127V218ZM214 217V216H213ZM253 217V218H252ZM57 218V219H56ZM65 218L67 219V220H65ZM74 218V219H73ZM86 218H87V221H89V219H90V223L91 224H94V225H89L90 223L89 222H87L86 221ZM111 218V219H110ZM171 218H174V219H172L171 220ZM197 218H198V220H197ZM205 218H207V217H205ZM204 218V219H205ZM212 218V217H211ZM16 219L18 220V222L16 221ZM109 219V220H108ZM120 219H122V220H120ZM136 219H138L137 221H136ZM156 219V220H155ZM224 220V221H221V220ZM242 219V220H241ZM58 220V221H57ZM74 220H77L75 223H73V221ZM103 220V221H102ZM105 220H107V221H105ZM126 220H128V222H129V224H130V221H133L132 223H133V226H132V224H130L129 226L127 225V227H128V229H127V227H124L125 226V223L127 224L128 222L126 221ZM153 220H154V222H153ZM252 220V221H251ZM6 221V222H5ZM81 221V222H80ZM94 221H95V223H94ZM116 223H114V222ZM117 221V222H116ZM124 221V222H123ZM139 221H140V223H139ZM144 221H145V223H144ZM152 221V222H151ZM158 221H159V223H162V225L161 224H159V225H157V223H158ZM184 221V222H183ZM228 221V222H227ZM3 222V223H2ZM6 223V225H5V223ZM9 222V223H8ZM79 222V224H77ZM87 222V223H86ZM123 223L124 225H122V224H120V223ZM139 223V224H135V223ZM156 222V223H155ZM178 222V223H177ZM191 223V225H190V223ZM206 222V221H205ZM220 222V223H219ZM224 224H223V223ZM227 222V223H226ZM61 223V224H62ZM80 223H81V225H80ZM88 224V225H86V224ZM98 223H99V225H98ZM106 223H108L107 225H106ZM110 223V224H109ZM148 224V226H149V228L147 227V224ZM188 223V224H187ZM193 223V224H192ZM222 223V224H221ZM66 224V225H65ZM76 224V225H75ZM119 224V225H118ZM153 224H156V226L154 225V226H152ZM178 224H180V225H178ZM183 224V225H182ZM198 224H199V222H198ZM201 224V223H200ZM215 224H216V226H215ZM221 224V225H220ZM117 225L119 226V227H117ZM136 225V226H135ZM226 225V227L228 228V229H230L231 227H232V225H236V228H238V229H233V231H232V229H230V230H224V231H222L223 230V226H225ZM229 225V226H228ZM242 225V226H241ZM116 226V227H115ZM123 228H122V227ZM154 227L153 228V231H152V227ZM158 226V227H157ZM177 226V227H176ZM182 227V228H180V227ZM184 226V227H183ZM209 228H207V227ZM210 226V227H209ZM213 228H212V227ZM244 226V227H243ZM12 227V228H11ZM92 229V231H91V229ZM95 227V228H94ZM132 227V228H131ZM135 227H137L138 228V230L139 229H142V230H140V234L138 233V230H136V229H134ZM140 227V228H139ZM144 227H146L147 228V230H146V228H144ZM175 227V228H174ZM199 227V226H198ZM225 227V228H226ZM119 228V229H118ZM121 228H122V231H119L120 233H123L122 235L120 234H118V233H116V232H118V230H121ZM129 228H131L133 231H130V229ZM212 228V229H211ZM19 229V230H18ZM89 229H90V231H89ZM125 229H127V231L129 230V233L125 230ZM149 229V230H148ZM172 229V231H170V230ZM176 229L178 230V231H176ZM180 229H184V231H181ZM194 229V228H193ZM193 229L191 230L192 232H193ZM10 230H12V232H10ZM86 230V231H85ZM123 230H125V232H127V237H126V235L124 234V231ZM151 230V231H150ZM166 230H169L168 232L169 233H172V235H173V233L174 234H176L175 235V237L174 238H177V235H178V237L180 236L181 237V235H184V237L182 236L181 237V241H177L178 242V246H179V243H180V249H181V245L182 244H184L183 246H184V250L182 251H179L180 249H179V247H177V245H175L176 243L174 242V240H173V236H171L170 237V239L171 240H169V241H167L166 242V237H164V238H162L161 237V234H163V233H165V231ZM174 230H175V232H174ZM194 230H196V229H194ZM207 230V231H206ZM219 230H221V234L220 233H218L219 232ZM135 231H137V234H136V232ZM179 231L182 233H184V234H180L179 233ZM238 232L237 234H236V232ZM241 231V232H240ZM168 232H166L167 234H168ZM177 232V233H176ZM194 232V233H195ZM223 232V233H222ZM134 233V234H133ZM179 233V234H178ZM246 235H245V234ZM9 236H8V235ZM28 234H30V235H28ZM117 234V235H116ZM143 234V235H142ZM154 234H158L157 236L156 235H154ZM229 234H230V236L232 235V237L231 238H226V237H229ZM236 234V235H235ZM243 234L247 237V239H246V237L245 236H243ZM250 234V233H249ZM248 234V235H249ZM19 235V236H18ZM27 235V236H26ZM113 235H115V236H113ZM123 235H125L124 237H122ZM131 237H135L136 238V241H134V242H130V243H135V242H137L138 243V241H137V239H139L140 237L141 238H143V239H141L142 241H144V240H146L147 242L148 241H150V243H151V241L154 239V242H152L150 245H151V247H152V249H151V247H150V245L147 243V245H148V247H149V249L147 248V250H152V252L150 251H148L147 253H145L144 251H140L143 247H144V243H142L143 244V246H141V244H139L140 243V241H139V245H140V247H142L140 250L138 249V251L135 249V245L136 246H138L139 247V245L137 244V243H135V245H130V243L128 244V246L127 245H125L126 243H125V240H128L129 238H131ZM160 235V236H159ZM171 234H169V236H170ZM191 236L190 238L191 239H188V236ZM208 235V236H207ZM211 235V236H210ZM119 236H121V238L119 237ZM137 236L139 237V238H137ZM153 236V237H152ZM164 236H166L165 234H164ZM194 236H195V234H194ZM118 239H117V238ZM159 237V238H158ZM216 237V238H215ZM243 237H245V240H242V242H240V240L238 239V238H243ZM132 238V239H133ZM150 238H151V240H150ZM155 238H157V241L155 240ZM162 238V240H159V241H162V242H158V239H161ZM167 238H169V237H167ZM205 238H207V239H210V241L208 240V242L210 243V245H211V248H210V245H209V243H207V241L205 240V244L202 242L203 240L202 239H205ZM224 238H226V239H224ZM131 239V240H132ZM149 239V240H148ZM164 239V240H163ZM180 239V238H179ZM200 239V240H199ZM213 239H215V240H213ZM220 239L223 241V239L226 241H228L229 239H230V241L229 242H227V243H230V244H227L226 242H224L225 243V245L224 244H221L220 242H222V241H220ZM239 240V242H238V240ZM118 240H119V242H118ZM123 240V242L125 243L124 245L125 246H127V247H125L123 244H121L120 243V241H122ZM130 240V239H129ZM183 240H184V242H183ZM188 240H190V241H188ZM217 240H218V242L220 243V245L218 244V242H217ZM201 242V243H203L205 246L206 245H208L209 246V248L208 249H211V250H207V248H205V249H202L201 250V248H200V243L199 242ZM213 241H216L217 242V244L219 245L218 247H217V244H215V242H214V244L212 243ZM244 241V242H243ZM145 242V241H144ZM165 242H166V244H165ZM170 242V243H169ZM173 242V243H172ZM186 242V243H185ZM255 242V241H254ZM253 242V243H254ZM121 244V246H120V244ZM157 243L159 244V245H157ZM172 243V244H171ZM175 243V244H174ZM199 243V244H198ZM234 243H238V249L237 248H234V245H236V244H233ZM257 243H258V246H257ZM262 244V245H259V244ZM54 244V245H53ZM115 244V245H114ZM118 244H119V246H118ZM161 244H162V246H161ZM169 244V245H168ZM196 244V245H195ZM198 244V245H197ZM213 244V245H212ZM243 244V245H242ZM248 244V247L249 248H245V247H247L246 245ZM130 245V246H129ZM157 245V246H156ZM166 245V246H165ZM175 245V246H174ZM191 245H192V247H199V249H200V252H197V251H199V249L197 250V251H195L196 250V248L195 249H193L192 247H191ZM195 245V246H194ZM227 245V246H226ZM244 245H245V247H244ZM107 248H106V247ZM158 247L157 248V251L155 250V247ZM161 246V247H160ZM165 246V247H164ZM173 247L175 250H173V253L171 252L170 253V251H172V248H170V247ZM202 246V245H201ZM216 247V251L214 252V251H212L213 249V247ZM261 246V247H260ZM130 247V248H129ZM162 247H164V248H162ZM175 247H177V248H175ZM189 247V248H188ZM207 247V246H206ZM241 247V251H244V252H240V250H239V248ZM242 247H243V249H242ZM259 249H258V248ZM51 248H53V250H51ZM66 248H67V250H66ZM126 248V249H125ZM133 248V250H131ZM145 248V247H144ZM159 248H160V250L162 249V253L161 252H159L158 253V250H159ZM188 248V249H187ZM234 248V249H233ZM257 248V249H256ZM125 249V250H124ZM153 249L155 250V252L153 251ZM176 249H177V253L175 252L174 253V251H176ZM183 249V248H182ZM190 249H192L191 251H192V253L190 252ZM218 249H219V252H218ZM239 250V251H237V250ZM60 250V251H59ZM143 250V249H142ZM145 250V249H144ZM246 250L247 251H249L250 253L252 252V253H254V254H251V257L250 256H248V255H250L249 253L247 254L246 253ZM17 251H19V252H17ZM69 251V252H68ZM137 251V252H136ZM146 251V250H145ZM165 251V252H164ZM166 251H168L167 253H166ZM190 252V253H188V252ZM194 251H195V254H194ZM220 251H221V253H220ZM260 251V252H259ZM17 252V253H16ZM182 252H186V253H182ZM198 254H197V253ZM203 252V253H202ZM207 252V253H206ZM210 252V253H209ZM214 252V253H213ZM235 252H237V253H235ZM240 252V253H239ZM15 253H16V255H15ZM58 253V254H57ZM132 253H134V254H132ZM180 253H182L183 254V256H184V258H183V256H182V258L180 257L182 254H180ZM201 253V254H200ZM239 253V254H238ZM244 253H246L247 254V256H245V257H247V258H245L244 259V257H242V256H244L245 254ZM153 254L155 255V256H153ZM163 254V255H162ZM167 254V255H166ZM174 255V257L172 256V255ZM190 254H192V256H190ZM204 254H206V255H204ZM215 254H218V255H215ZM241 254V255H240ZM49 255V256H48ZM135 255V256H134ZM152 256V257H150V259L149 260H151L152 258V260L151 261H149L148 260V256ZM178 255V256H177ZM190 257H189V256ZM201 255V256H200ZM252 255H254V256H252ZM255 255H256V257H255ZM146 256V257H145ZM163 256V257H162ZM185 256H186V258H185ZM194 256V257H193ZM198 256V258H196ZM57 257H59V259H57ZM156 257V258H155ZM180 257V258H179ZM264 257V256H263ZM262 257V258H263ZM144 258H146L147 259V261L146 262H148V263H145V261L144 260H146V259H144ZM159 258H161V259H159ZM169 258V259H168ZM203 260H202V259ZM211 258V259H210ZM222 258V259H221ZM249 258H251V259H249ZM89 259V260H88ZM155 259H157V260H155ZM171 259V260H170ZM173 259H174V261H173ZM180 259V260H179ZM201 259V260H200ZM205 259V260H204ZM209 259V261H207ZM249 259V260H248ZM98 260V261H97ZM143 260V261H142ZM162 260V261H161ZM181 262H179V261ZM190 260H191V262H190ZM228 260H230L229 262H228ZM106 261V262H105ZM110 261V262H109ZM136 261H138V262H136ZM158 261V262H157ZM161 261V262H160ZM185 261V262H184ZM195 261H196V263H195ZM198 261V262H197ZM201 261V262H200ZM211 261V262H210ZM86 262V263H87ZM90 263V264H93V263ZM97 262H99V263H97ZM154 262V263H153ZM166 262V263H165ZM183 262V263H182ZM219 262H221V263H219ZM233 262V263H232ZM258 263V264H259Z\"/></svg>",
  "mask_w": 264,
  "mask_h": 264
},
{
  "label": "bare ground",
  "instance_id": "6f19581e",
  "mask_svg": "<svg viewBox=\"0 0 264 264\" xmlns=\"http://www.w3.org/2000/svg\"><path fill=\"white\" fill-rule=\"evenodd\" d=\"M98 0H96V2H97ZM112 1H114L115 2V0H102V1H100V3L102 2V3H105V2H108V3H106V4H109V2H112ZM148 1V0H147ZM154 1V0H153ZM162 1H166V0H159V3H158V5H159V7H158V9L160 8V5H161V2ZM176 1V0H175ZM180 1H182V2H180L179 4L180 5H178L177 3L178 2H175V5L177 4V6H174V3L172 2V0H171V2H172V4H171V2H170V0H169V2L167 1V4L166 5H170V6H172L171 8H172V15L170 14V10H171V8H170V10H168V12H169V17L168 16H164V18H163V20H162V22H160L159 23V25H156V28L157 27H160V26H162V24L166 27V26H170L171 24V26L172 27H175V29H177V30H179L180 28H179V25L181 26V28H183V30L182 29H180L178 32H174V30L175 29H172V27L171 28H168L169 30H166L167 29V27L163 30L162 29V31H164L163 33H161V31H160V33H157V31L155 30V32L153 31L154 29H155V27L153 26L152 28H153V30H152V28H151V32H149V31H146V33L144 32V33H138L137 31L135 32V29H134V33H129L128 34V32H130L129 30H128V32H126L128 35H125V32L123 33V32H118V34L116 33H114V35H112L113 34V32H111L110 33V35H109V33L108 32H106L109 36H110V38L108 37V35H106L105 36V34L104 35H102V37H100V36H98L99 38H101L100 39V41H102V42H100V43H103L102 44V46H104V49H102V47H100L101 45H99V42H97V38L98 37H95V35H94V38H96V39H94V38H92V40L91 39H86V38H89V36H92L91 35V33L93 34V33H96V32H93L92 30V32H90V34H89V36L87 37L86 36V34L88 33L87 32V30H86V32H84L83 34H85L82 38H84V37H86L85 39H86V42H87V44H88V41H91V43L93 44L94 42V40H96L95 42H97V44L99 45H97V46H95V48L96 47H98V50H99V47H100V50L102 49L103 50V53H102V50H101V52L99 53V52H96L97 50L96 49H93L92 48V50L91 49H89L88 48V45H86V46H84V47H87L88 49H89V51L91 50L92 52V54L91 53H89V51H87L90 55H94V51L98 54L99 53V56H101V58H99L100 60L101 59H104V57H102V55H106L105 57H107L108 55H110V53H109V51H108V48L106 49L105 48V46H107V47H109L111 44L112 45H114V47H115V42L117 41V45H119L120 47L118 48H113V47H111L112 49H110V52H112L113 53V55L111 56L110 55V57L112 58L113 56L117 59V57L118 56H120V57H122L123 56V54H124V56L122 57V58H124V61L123 62H119V59H120V61H121V58L119 57V59H117L118 61L117 62H119V65L117 66V65H114L113 66V68H112V72H111V68H109L108 69V67L110 66V65H108V63H109V61L111 62V61H113V60H115V58L113 57L112 58V60L111 59H109V61H108V59L107 58H110V57H107V58H105V59H107V61L106 62H103L104 60H102V64L101 65H104L105 64V68L106 69H108V70H105V72L107 73V75H111L109 78H111V79H113V77L117 74V76H118V78H119V75H121L122 76V74L124 73V71H127V76L129 75V73H131V72H134V74L133 73H131L130 75H129V77L131 76H133V79L132 78H130L131 80L129 81V80H127L129 77H126L127 79H125V77H124V75L122 76V78H123V80L124 81H129V84L131 83V81H132V84L131 85H129V84H126V82H124L125 84H126V86L127 87H132L133 86V82L135 81L134 79H137V80H139L137 77H139V74H142L143 73V71H144V73L146 74V75H140V80L138 81V82H136V89L135 90H137V88H138V90H145V91H143L145 94H146V89H148V87H150V86H152L151 88H154V87H156L155 85H159L158 87L159 88H161L160 87V84L162 83V82H160V84H157V83H159L158 81H160L159 80V78H161L160 77V75H161V72L163 71V72H165V71H171V68L172 67H170V70L167 68V70L165 69H162V71H155V72H157L154 76H151V75H149V74H152L150 71H154V70H156V69H160L161 70V68L159 67L160 65H161V63H159L160 61H158L162 56L164 57V55H171L170 56V60H168L169 58H167V61H169L170 63H171V61L173 62V64H175V63H178V64H180V62H182V64H183V67H185L186 68V66H188V68H186V69H184V68H181L182 66L181 65H177L178 66V68L175 70L174 69V67H175V65L173 66V69H174V71H176V72H174V74L176 73V76L174 77L173 76V78L171 77V76H168V75H170V73L171 72H169V74L166 76V74H165V76H164V74H162V78H164V81H165V78H169V82L170 81H172V82H177L176 81V79L177 80H180V82L181 81H183L184 79H186V80H190V79H193L194 81H196L195 79H197L198 80V82L197 83H199V84H196L195 83V85H194V87H198V89L196 88L195 89V93L196 92H199V90H200V94L198 93V95H197V100L195 99H193V100H191V102L193 103L192 105H191V107L190 108H192L193 110H194V112H192V113H194V115L196 114V115H198L199 113V118H200V120L199 121H196L195 123L194 122H192V117H191V119L189 118V119H187L186 121L184 120H182L181 118V116H179L178 114H177V106H175V104L177 103L176 102V100H173V102L172 103H175L174 105H171L172 103H171V100L170 99H172V98H169V97H171V96H174V94L175 95H177L178 96V94H181V89H179V88H177V90H178V93H177V91L175 90V89H173V91L174 92H169V89L168 88H166V86L164 87V88H162L161 90L160 89H157V87L155 88V90L157 89L158 91H161V92H163V93H166V94H168V95H166V94H164V95H166L165 97H166V99H168V100H170V101H168V100H166L167 102H169L168 104H170L171 106H169V108H167L168 109V111H169V114H171L170 112L172 111V112H174L175 113V111H176V113H175V115H174V117L173 116H171V115H169V116H167L166 115V112H164V116H167V117H165V119H167V121L169 120L168 119V117L170 118V116L171 117H173V118H170V119H173V120H171V123H172V125H173V127H174V129L173 130H179L178 131V134H179V132H181L182 134H186V133H192L191 135H193V133H195L196 135H198L197 137H200L201 135H203L204 134V132L203 131H201L200 129H204L205 128V131L206 130H209V134H212V136H214V138L216 137L217 138V140L219 141H217L218 142V145H225L226 144V146L224 147L225 148V150H227V148L228 147H237V146H239V145H241V147L243 148L244 146L246 147V149L248 150V148L249 147H251V148H253L254 149V151L252 152V155L251 154H247V158L249 159V160H251V161H253V162H255V163H259L261 166H264V135L262 136V134H261V137H259V135L258 136H256V133H253V135L254 136H252V133L251 132H248V133H250V136H247V135H245L246 133L244 132V130L246 131L247 129H251V130H255L257 133L258 132H263L264 131V0H228L229 1V3H223V0H221L220 2H222V4L219 2V0H218V4L216 3V9H215V7H213V6H215V0H212L213 2V4H209V2L211 1H205V0H203L204 2L202 3V6H199V5H197V7H196V5H193L196 1L195 0H180ZM187 1V2H186ZM191 1V2H190ZM225 1V0H224ZM89 2V1H88ZM152 2V1H151ZM186 3V5H185V3ZM208 2V3H207ZM99 3V2H98ZM97 3V6L99 5ZM102 3L100 4V5H102ZM131 3V2H130ZM129 3V4H130ZM146 3H148V2H146ZM169 3V4H168ZM182 3H184L182 6H181V4ZM196 3H201L200 1H197ZM195 3V4H196ZM204 3H205V5H204ZM209 4V5H211V7L208 5V6H206L207 4ZM127 4L128 3H126V7H125V9H123V10H128V9H131L130 7H133L134 5H130V7H127ZM139 4V3H138ZM154 4H155V2H154ZM189 4H191V5H189ZM225 6H224V5ZM94 6H95V4H93ZM136 6H137V4H135ZM144 5V4H143ZM157 5V6H158ZM201 5V4H200ZM213 5V6H212ZM237 6V8H236V10H235V8H234V10L236 11V14L237 13H239L241 16L239 17L240 18V20L241 21H239V22H237L236 23V20L234 19V13L232 14L231 13V11L230 10H227V9H225V7H229V6ZM94 6H92V7H94ZM107 6H109V5H107ZM111 6V5H110ZM109 6V7H110ZM140 6V5H139ZM139 6H137V7H139ZM167 6V7H168ZM191 6H193V7H191ZM204 6H206L207 7V10L209 11V8H214V10H213V12H212V16L213 15H215L216 14V16L214 17L213 16V18H211V21L209 22V19H207L206 21H205V19H206V17H208V16H210L209 15V13H208V11H207V14H208V16L207 15H205V18L204 17H201V11L202 10H205L206 9V7H205V9H201V7H204ZM234 6V7H235ZM96 7V6H95ZM122 7H124L123 5H122ZM135 7V6H134ZM177 8V9H173V8ZM178 7H179V9H184L185 8V10H179V12L180 11H185L184 13H186L187 14V16H188V11L189 10H191L192 8H194L195 7V10H196V12H195V10H191V12L194 14V12H195V14H198V12L197 11H200L199 12V14H198V16L200 17H195V16H197V15H193L192 14V16H193V18H197L198 20L196 21L195 19L193 20V18H190L189 19V21H188V19L186 18L185 20L186 21H184V16L182 15L181 17H180V13H178ZM187 7V8H186ZM191 7V8H190ZM200 7V8H199ZM209 7V8H208ZM231 7V10L233 9ZM9 8H11V12L12 13H14L15 12V8H16V3H13V2H8V1H0V177H1V179L3 178L2 176H1V173L3 174L4 173V171H5V173H6V169H7V167H8V169H7V173L8 174H13V173H15L16 172V174H18V176L21 174L22 176L21 177H25L24 179H25V181L27 180V182L26 183H29L28 184V187L31 189L32 188V186H33V188H35L34 186H36V188L38 187L37 185H30V184H32V183H30V181H29V178H27V172L25 173V174H22V167L20 166V162L22 161V162H24L23 160H22V157H23V155H25L26 154V152H24V141H26L27 139H28V141L30 140V138H28V137H31L32 138V136H33V138L35 137L34 135H32V131H31V134H30V136H28V137H25V136H27L28 134L25 132V130H26V126H29V115H31L32 113V109H33V107H31L30 105H32V104H30V105H27V106H29V107H27L26 106V104H25V98H26V90L28 89V88H26L25 89V84L27 85V82H28V84H29V82H30V85L32 84V85H34V84H37V83H35L34 81H36V78H34L33 79V77H32V79H33V81H29V80H31V78H29V80L26 78L25 79V72H27L28 71V67H26V65L24 66V61H26V58H24V44H25V42L27 43L28 41H27V38H28V36H24V29H23V25H18V24H16V23H12V22H10L9 21ZM126 8H128V9H126ZM222 8H224V10H223V12L221 11V9ZM121 9V8H120ZM132 9H136V7L135 8H132ZM131 9V10H132ZM154 9V8H153ZM156 9V8H155ZM229 9V8H228ZM113 10V9H112ZM136 10H138V8L136 9ZM135 10V11H136ZM160 10V9H159ZM177 10V11H176ZM226 10V11H225ZM115 11V10H114ZM129 11V10H128ZM133 11V10H132ZM173 11H175V12H177V14H179V16H177V14H176V16H177V18L179 19H177V18H174L175 17V13L173 12ZM220 11V12H219ZM227 13V11H230V12H228L227 14H225V12ZM116 12V11H115ZM124 12H126V11H124ZM167 12V13H168ZM203 12H206V10L205 11H203ZM202 12V15L203 14H206V13H203ZM214 12H216V13H214ZM222 12V14H220V15H218L219 13H221ZM232 12H233V10H232ZM121 13V12H120ZM160 13V12H159ZM163 13V12H162ZM165 13V12H164ZM182 13V12H181ZM190 13V12H189ZM210 13H211V11H210ZM231 13V14H230ZM125 14H127V12L126 13H124V15ZM133 14V13H132ZM183 14V13H182ZM225 14V17H223V15ZM228 14H230V15H228ZM238 14V15H239ZM120 15V14H119ZM219 17H218V16ZM227 15V16H226ZM116 16V15H115ZM128 16V15H127ZM171 16V17H170ZM211 16V17H212ZM120 17V16H119ZM183 17V18H182ZM188 17H191V16H188ZM227 17V18H226ZM172 19V18H174V19H172V22L175 24V26H173V23H171V21L169 20V19ZM181 18H182V20H181ZM202 18H204V19H202ZM238 18V19H239ZM121 19V18H120ZM123 19H125V17L123 18ZM155 19V18H154ZM166 19V20H165ZM178 21H177V20ZM200 19V20H199ZM122 20V19H121ZM177 22H176V21ZM191 20H193L194 22H191V23H194V24H191L190 23V21ZM104 21H105V19H104ZM103 21V22H104ZM159 21V20H158ZM186 22V24H187V21H188V25H186L184 22ZM196 21V22H195ZM118 22H120V21H118ZM117 22V23H118ZM170 22V23H169ZM183 22V23H182ZM212 22V23H211ZM162 23V24H161ZM166 23H168L167 25H166ZM191 25H190V24ZM196 23V24H195ZM200 23V24H199ZM59 24H61V23H59ZM121 24V23H120ZM156 24H157V22H156ZM177 24V25H176ZM186 26H191L192 27V25H196L197 27L195 28L194 26V28L196 29H194V28H192L191 30H195L194 32L193 31H189V29L191 28V27H189V29H188V27H185V25ZM212 24V25H211ZM238 24V25H237ZM62 25H64V24H62ZM91 25H93V24H91ZM184 25V27L186 28V30H187V32H190V33H183V31H184V27H182ZM45 26V25H44ZM47 26V25H46ZM58 26V25H57ZM60 27H62L61 25H59ZM103 26V25H102ZM101 26V27H102ZM105 26V25H104ZM103 26V27H104ZM138 26V25H137ZM176 26H178V27H176ZM209 26H212V28L211 27H209ZM236 26H238L237 27V29H238V31L237 32H234V31H232V29L233 28H235ZM26 27V26H25ZM49 26H47V28H48ZM66 27V26H65ZM90 28H91V26H89ZM94 27H96V25L94 26L93 25V28ZM27 29H29L28 27H26ZM32 28V27H31ZM58 28V27H57ZM128 28H130V27H128ZM134 28V27H133ZM141 28V27H140ZM209 28H211V29H209ZM84 29V28H83ZM136 29H137V27H136ZM150 29V28H149ZM161 29V28H160ZM85 30V29H84ZM124 30V29H123ZM122 30V31H123ZM182 30V31H181ZM234 30V29H233ZM28 31V30H27ZM49 31V30H48ZM54 31H56V30H54ZM57 31H58V29H57ZM96 31V30H95ZM126 31V30H125ZM153 31V32H152ZM166 31V32H165ZM168 31H170V32H168ZM171 31H173V33L171 32ZM236 31V30H235ZM50 32V31H49ZM64 32V31H63ZM148 32V33H147ZM180 32V33H179ZM185 32V31H184ZM192 32V33H191ZM29 33H30V30H29ZM36 33V32H35ZM38 33H39V31H38ZM55 33V32H54ZM58 33V32H57ZM69 33V32H68ZM122 33V34H121ZM26 34H27V32H26ZM37 34V33H36ZM51 34V33H50ZM72 31H71V37H73V39H75V41L77 40V36H72ZM99 34V33H98ZM121 34V35H120ZM53 35V34H52ZM58 35H59V33H58ZM64 35H66L65 37L66 38H70V39H66L68 42H65V39L63 38V40L61 39V38H59L60 40H62V42L60 41V40H52V43L50 42V40L48 41V44L47 45H49V46H52V44H54V46H56V44H57V42L58 41H60V43H61V45H60V48H61V46H62V43L63 42H65V43H71L72 44V38L69 36L68 37V34L67 33H64L63 34V36ZM117 35H119V37H118V39H117ZM36 36V35H35ZM38 38H41V36L42 35H39L38 34ZM57 36V35H56ZM60 36H62V33H61V35ZM114 36V37H113ZM25 37V38H24ZM27 37V38H26ZM44 37V36H43ZM76 37V38H75ZM111 37H113V38H111ZM33 38V37H32ZM32 38H30V40H29V42L31 41V39ZM46 38V37H45ZM115 38H116V41H115ZM24 39L26 40L25 42H24ZM33 41H31V42H33V43H31V44H34L35 42H34V38L32 39ZM70 40V41H69ZM80 40V37H79V39H78V41ZM82 40V39H81ZM99 40V39H98ZM113 40H114V43H113ZM125 40H129V41H125ZM40 41V40H39ZM39 41H38V43H39ZM54 41V42H53ZM57 41V42H56ZM77 41V42H78ZM45 42H47L46 41V39L44 40V41H40V45L37 47V45H32L33 47L34 46H36L35 48H38V49H41V48H43V46H44V49H48L47 47H46V45H45ZM77 42H75L76 44H77ZM36 43H37V41H36ZM49 43H51V44H49ZM59 43V44H60ZM64 43V44H65ZM79 43V42H78ZM41 44H43L42 45V47L41 48H39L40 46H41ZM58 44V45H59ZM64 44H63V47H62V49H64V50H62V49H60V50H62V51H60L57 47L56 48H53L54 46H52V49H54V51H55V49H58L60 52H63V51H65V48L67 47V44L65 45V48H64ZM91 44V45H92ZM106 44V45H105ZM110 44V45H109ZM72 45H74V44H72ZM71 45V49H74L75 47H77V46H74V48H73V46ZM78 45V44H77ZM79 45L81 46V44L79 43ZM83 45V44H82ZM91 45H89L90 47H91ZM94 45V44H93ZM48 46V47H49ZM79 46V47H80ZM83 47V48H84ZM93 47V46H92ZM34 48V49H35ZM51 48V47H50ZM50 48H49V50H50ZM70 48V47H69ZM79 49L81 52L82 51H86V50H88V49ZM114 49V50H113ZM115 49H116V52H115ZM117 49H118V51H117ZM57 50V51H58ZM70 50V49H69ZM79 50H77V52H79ZM99 50V51H100ZM111 50H113V51H111ZM57 51H56V53L55 52H53V50H50L49 52H51V53H49V57L52 55V56H57V57H55V59H52V61L54 60H56L58 57H59V60H60V58L62 57V58H65L64 56L65 55H69L70 53H71V55L72 56H74L75 57V55H79L78 53L77 54H75L76 53V51H74V53H73V51L71 50V51H65L64 53H60V52H58V54H57ZM104 51H105V53L106 54H104ZM45 52H48V51H45ZM44 52V53H45ZM53 52V53H52ZM114 52H115V55H114ZM119 52H121V54L122 55H119L120 53ZM83 53V52H82ZM85 53V52H84ZM83 53V54H84ZM54 54H56V55H54ZM63 54V55H62ZM75 54V55H74ZM86 55V57L87 56H90V55ZM97 54H95V57L94 58H97V57H99ZM102 54V55H101ZM108 54V55H107ZM38 55H40V54H38ZM48 55V54H47ZM47 55H43V56H47ZM60 55V56H59ZM70 55V56H71ZM97 55V56H96ZM118 55V56H117ZM183 55V57H184V55H186L184 58H180V56H182ZM42 56V57H43ZM70 56H68V57H70ZM80 56V55H79ZM169 56H167V57H169ZM36 57H37V54H36ZM39 57V56H38ZM37 57V58H38ZM41 57V56H40ZM48 57V56H47ZM47 57H45V58H47ZM67 57V60L68 59H71V58H73V57H70V58H68ZM85 57V58H86ZM91 57V56H90ZM162 57V58H163ZM76 58L78 59V56H76ZM81 58H83V57H81ZM93 57H91V60L93 61V63H95V65H94V69H91V67L93 66V63L91 64V66H90V71L91 72H93V73H91L90 71H89V68H88V66H84V67H86L85 69H87V70H85L84 69V71H87V72H85V73H90V74H92V75H90L89 76V78L91 77V79L92 78H95L96 77V79L95 80H97V78H100V76L101 75H103V73H104V75L106 74L105 72H104V69H102V70H100V73H101V75L98 73V71H99V69H97V68H100L101 67V65L100 64H96L98 61H99V59H98V61H96V60H93L94 59ZM180 60H179V59ZM48 59L49 58H47V60L46 61H44V62H47L48 61ZM89 59V61H91L90 60V58H88ZM134 59H136V60H134ZM164 59V58H163ZM162 59V60H163ZM166 59V58H165ZM164 59V60H165ZM39 60H40V58H39ZM42 60V59H41ZM64 60V59H63ZM84 60V59H83ZM182 60H184V61H182ZM52 61H51V63H52ZM62 61V60H61ZM65 61V60H64ZM63 61V62H64ZM94 61H96V62H94ZM153 61H157L155 64L153 63ZM187 63H186V62ZM38 62V61H37ZM42 62V61H41ZM43 62V63H44ZM63 62H61V64L60 63H58L57 64V62L55 61V63H54V65L55 66H57V68H56V74H58V72H61V73H63V74H61V75H63V77H64V74L65 73H68V71L71 69V67H72V69H73V65H74V63L71 65L70 63H68V62H66V63H63ZM80 62H82V61H80ZM80 62H77V63H80ZM86 62H88V61H86ZM115 62H116V60H115ZM115 62H112V65L113 64H115ZM185 62V63H184ZM196 62H200V66H198V67H196V65L198 64V63H196ZM63 63V64H62ZM121 63H123V64H121ZM153 63V66L151 65ZM159 64V66H158V68H157V65ZM163 63V62H162ZM37 64V63H36ZM123 66H121V65ZM28 65V64H27ZM53 67H54V65L53 64H51ZM51 65L49 64V66H48V64L47 63H45V66H46V68L44 67V66H40L41 68H42V70H40L39 68L37 69V73L39 74L40 73V71L43 73L44 71L47 73V71H52L54 68H52L51 67ZM62 65V66H61ZM71 65V66H70ZM98 65L100 66V67H98ZM108 65V66H107ZM156 65V67H155V69L153 70L152 68L154 67ZM163 65H166V63H163ZM170 65V64H169ZM186 65V66H185ZM66 68H65V67ZM68 66V67H67ZM77 66H79V65H77ZM83 66H80L79 68H77L76 69V74L74 73H72L73 74V77L71 76V75H69V73H68V75H69V77L71 76L72 78H69V79H72V80H69V81H67L68 79L66 78V80L64 81L63 80V82H61V81H58V80H55L54 82H60V83H63L62 85H65V87H67V85H69L70 83H71V85H69V86H71V90H73V92L71 91H69V93H71V94H69L68 93V90L66 91L67 92V94H69L70 96L69 97H67L66 95L67 94H65V93H59L60 95L58 96L59 97V100H60V97H62V95L65 97V99H67V98H69L70 100H65L64 99V97H62L63 98V100H64V103H70V102H75L76 101V99H77V103H75L76 104V106L74 107V109H73V107H71L72 105H70V107H71V111L69 112V109H68V107H67V109L68 110H63L62 112L60 111H58V109H59V107H55V109L56 108H58L57 109V112L56 111H54V112H56L57 113V116H59L58 117V121H60L59 119L60 118H65L62 114H66L67 115V113L70 115H68L69 116V118L68 119H70V117L72 116V114H73V116H72V118L71 119H73L74 117H75V115L78 117V111H79V109L80 110H82L81 112V114L84 116L83 117V121H78L79 119L78 118H76V121H72V120H68L67 119V117L64 119L65 120V122L66 123H64V124H61L60 125V122H62V121H60V122H56L57 124H53V126L55 125V126H59V128H60V126H61V129H59V131L57 130V127L56 128H54V129H56V130H51L50 132H52V133H50L49 131H47V133H44L43 132V129H45L46 127H47V124H49V122H47L46 121V123H45V120H47L46 118L47 117H50V114H49V111L52 113V111H53V109H52V111H51V107L49 108L48 106H47V108L49 109V111H48V109H46V111H48L47 112V115H45L44 117H43V115L41 116L40 115V117L42 118V120L43 119H45V120H40L39 122L41 123V124H43L42 126H41V124L40 123H38V124H40L39 126L41 127V130H42V133H44V134H46V138H47V136H49L48 138L49 139H51V140H49V141H52V138H51V136L52 135H47L48 134V132H49V134H53V135H55V133L57 132V137H62L61 139H65V138H68V134H69V132H71V131H69V132H67V137H66V135H64V134H62L63 132L62 131H64L65 129V127H63V126H65V124L67 125H69L70 123H72L73 124V126L72 127H74V125L76 124L77 125V127L79 126L77 123L78 122H80L81 124V128L82 127H84V125L82 126V124L83 123H85V119H86V122H87V119L88 118H86V117H88L89 115H90V113H89V115L88 114H86V115H84V110L82 109V107H85V106H82L81 108H79L78 110H77V104H78V100H82V104H88V103H84L85 102V100H87V101H89L90 99H92V97L93 96H95V92L94 91H96L95 90V88H97L96 86H91L92 88L94 87V89H93V92L94 93H92L93 95H88L85 99L83 98V94L81 93V92H85V91H88L89 89H91V88H89L88 86H86V84L84 83V84H82L83 86H81L80 84V86H76L78 83L77 82H79L80 80L79 79H81V81L84 79V80H87V74L85 75V73H83V75H82V73H80V72H82L81 70L84 68ZM121 66V67H120ZM170 66H172V65H170ZM189 66H194V69H189L190 67ZM49 68V70H48V68ZM82 67V69L80 70V68ZM97 67V68H96ZM196 67V68H195ZM200 67V68H199ZM103 68V67H102ZM133 68V69H132ZM164 68H166V67H164ZM27 69V70H26ZM33 69H35V68H33ZM95 69H97V71L95 70ZM131 69V70H130ZM136 69V70H135ZM152 69V70H151ZM26 70V71H25ZM93 70V71H92ZM110 70V71H109ZM123 70V71H122ZM130 70V71H129ZM133 70V71H132ZM138 70V72H136ZM58 71V72H57ZM70 71H72V70H70ZM69 71V72H70ZM95 71L97 72V74L98 75H100V76H95V77H93V74L95 73ZM103 73H102V72ZM108 71H109V74H108ZM128 71H129V73H128ZM140 71V72H139ZM142 71V72H141ZM211 71H213L212 73H210ZM119 72H123V73H120L119 75H118V73ZM150 72V73H149ZM160 74H159V73ZM168 72H166V73H168ZM41 73V74H42ZM53 73H54V70H53ZM114 75H112V74ZM138 75H137V74ZM37 74V75H38ZM45 74V73H44ZM49 74V72L47 73V74H45V75H48ZM96 74V73H95ZM136 74V75H135ZM154 74V73H153ZM66 76H68L67 74H65ZM82 76V78H81V76ZM104 75H103V78H104ZM137 76V77H135V76ZM173 75V74H172ZM207 75H211L210 77H208V78H211V80H212V82H213V85H209L210 83H208L207 81L208 80H205L206 78H207ZM39 76H40V74H39ZM51 76V75H50ZM53 76H54V74H53ZM59 76V75H58ZM84 76V77H83ZM113 76V77H112ZM117 76H115L114 78L116 79L117 78ZM120 76V77H121ZM125 76H126V74H125ZM86 77V78H85ZM135 77V78H134ZM170 77H171V80H170ZM62 78V77H61ZM89 78H88V80H89ZM101 78H102V76H101ZM176 78V79H175ZM106 79V78H105ZM108 79V78H107ZM106 79V80H107ZM111 79H110V82H111ZM175 79V81H173ZM28 80V81H27ZM61 80V79H60ZM87 80V81H88ZM186 80H184V82H187ZM52 81H53V79H52ZM66 81H67V83H69V84H67L66 83ZM71 81V82H70ZM89 81H91L92 82V80H89ZM94 81V80H93ZM113 81H116V80H113ZM112 81V82H113ZM121 80L119 79V81H117L118 83L120 82ZM32 82V83H31ZM38 83H40L39 81H37ZM50 83V84H44V86H46V85H51L52 86V88L54 89V88H56L55 87V85H56V83ZM82 82H84V81H82ZM102 82H104V80H102ZM109 82V79L107 80V81H105V83H104V85L103 86H105L107 83ZM109 82V83H110ZM117 82H116V84L115 85H113L114 84V82L113 83H110L111 85H110V87L112 88V87H114V88H117L118 87V84H117ZM166 82V81H165ZM190 82V81H189ZM59 83V85H61ZM87 83V82H86ZM96 83H97V81H96ZM95 83V84H96ZM100 84H101V82H99ZM167 83V82H166ZM178 83H179V81H178ZM55 84V85H54ZM58 84V83H57ZM103 84V83H102ZM163 84V83H162ZM161 84V85H162ZM169 84V83H168ZM212 84V83H211ZM59 85H56V86H59ZM61 85V86H62ZM89 85V84H88ZM97 85V84H96ZM99 85V84H98ZM117 85V86H116ZM122 85H123V83H122ZM121 85V86H122ZM129 85V86H128ZM197 85V86H196ZM199 85V86H198ZM210 86V87H212L213 86V88H210V87H208V88H205V89H203V88H200V87H205V86ZM36 86V85H35ZM43 86V87H44ZM76 86V87H75ZM87 87V88H89L88 90H83V88L84 87ZM108 86H109V84H108ZM108 86H106L104 89H108L106 92H107V95L109 94V92H111L112 94H113V96L112 97H115V98H112L111 96H109V98H111V100L112 99H115L116 101H117V99L116 98H118L119 97V95L121 96V94L123 93L122 91H124L123 89H120L119 90V88L116 90V91H114V93L112 92V91H110L111 90V88H110V90H109V88H108ZM125 86V85H124ZM124 86H122V87H124ZM126 86L124 87V88H126ZM135 86H133L132 88L133 89H131L133 92H134V88H135ZM154 86V87H153ZM30 87V86H29ZM47 87V86H46ZM60 87V86H59ZM63 87V86H62ZM62 87H60L61 88V91L63 92V90H62ZM73 87H75L76 88V93H75V91H74V89H72ZM81 88L82 89V91H80L78 88ZM99 87V86H98ZM119 87H120V83H119ZM168 87V86H167ZM182 87H184V86H182ZM37 88V87H36ZM60 88H58V90L60 89ZM99 88H101V86L99 87ZM121 88V87H120ZM146 88V89H145ZM33 89H34V86H33ZM38 89V88H37ZM37 89H35L34 91L35 92H38L37 91ZM53 89L51 90H49L50 92L49 93H52L51 91H53ZM67 89V88H66ZM80 91V92H78V90ZM98 89V88H97ZM102 90H104L103 89V87L101 88ZM101 89H99V91H96L98 94L100 93V90ZM166 89L168 90V92H166ZM185 89H186V87H185ZM185 89H182V91L184 90L185 91ZM189 89L190 88H188L187 89V91H189ZM39 90V89H38ZM46 90V95L48 94L49 95V93H48V91H47V88L45 89ZM44 90V88H42V90H41V88H40V90L39 91H45ZM57 90V91H58ZM119 90V95H115V92H117ZM150 90L151 89H148L147 91H149L150 92ZM153 90V89H152ZM157 90H156V93H157ZM193 90V91H192ZM31 91V90H30ZM60 91V90H59ZM132 91H128L127 90V95H128V93H133ZM154 91V90H153ZM152 91V92H153ZM171 91V90H170ZM183 91V92H184ZM187 91H185L184 93H187ZM28 92H29V90H28ZM33 92V91H32ZM34 92V93H35ZM64 92H65V88H64ZM106 92H104L103 93V97H105L104 95H106ZM122 92V93H121ZM142 92V91H141ZM141 92H138L137 93V91H135L134 93H133V96H134V94L135 95H139V97L142 99H140L139 97L137 98V99H140V102L142 101V105H141V107L139 106H137L136 104H135V106H134V110H135V108L136 107H138L139 108V110H137V108H136V111L135 112H133V111H131V109H132V104H130L131 102H133V101H130V103H128L127 101V104H130V107L127 105L126 107H124L125 106V102H123L122 103V100L124 101L125 99L124 98H122V100H118V103H117V105H116V111H118L119 112V110H120V114L117 112V114L118 115H120V123H121V121L123 122L122 124H124L123 126H122V128L121 127H118V128H121V131L123 132V133H125L126 134V132L129 130V128H130V126L131 125H129L130 123L133 125V127H135V128H133V130H135L136 131V133L137 134H135V135H131V131H132V129L130 128V134H129V131H128V133L126 134V135H131V137L129 136H126V138H130V140H128V141H134L133 139H136L137 140V138H138V136H140V134H142V136L144 135L145 136V138H142V136H140L141 137V141L138 139V141L140 142V144H142V142L144 141V142H146L145 144H147V146H148V143L149 144H156V143H158L157 141H160V139H159V136L161 135L160 133H157V132H161L162 131V129H164L163 130V133H164V131L165 132H167L166 131V129L164 128V126H163V124L165 123V127L166 128H171L172 129V126L170 127V125H167L166 126V124H168L167 123V121L163 118L164 116H162V114L160 113V111H158L157 110V107H158V105L160 104V107L162 106V104L164 103V101H163V103L161 104V103H159V101H162V99H163V97H162V94L160 95L159 93H158V95H160L161 96V99H160V97H158V95L155 93V95H153V96H151L150 94H146V96H143L144 95V93H143V95L141 94ZM149 92H147V93H149ZM180 92V93H179ZM190 92L192 93H194V88H192L191 90H190ZM43 93V92H42ZM41 93V94H42ZM53 93H57L56 92V89H55V92H53ZM78 93V94H77ZM118 93V92H117ZM121 93V94H120ZM184 93H182V94H184ZM192 93V94H193ZM29 94V93H28ZM75 94H76V96H77V98H75V97H72V96H75ZM97 94V95H98ZM111 94V95H112ZM39 95V94H38ZM43 95L44 96H46L45 95V93H43ZM47 95V96H48ZM87 95V93L85 94V96ZM101 95V94H100ZM157 95V96H156ZM32 96V95H31ZM43 96V97H44ZM99 96V95H98ZM98 96H97V99H98ZM108 96H106L105 98H107ZM116 96H118V97H116ZM158 97V98H156V97ZM194 96V95H193ZM53 97H55V99H57V97L56 96H53V94H52V97L50 98L51 100H53L54 98ZM67 97V98H66ZM80 97V98H79ZM88 97H91L90 99L88 98ZM131 97V96H130ZM134 97H136V96H134ZM133 97V98H134ZM189 96H187V98H188ZM42 99V96H39V99ZM44 98H46V97H44ZM72 98V99H71ZM73 98L75 99V101L73 100ZM82 98V99H81ZM99 98H100V96H99ZM128 98H129V96H128ZM132 98V99H133ZM179 98V97H178ZM193 98H195V97H193ZM38 99V100H39ZM89 99V100H88ZM127 99V98H126ZM160 99V100H159ZM174 99H175V97H174ZM34 100V99H33ZM45 100V99H44ZM58 99H57V101L58 102H60ZM62 99H61V102L63 101ZM73 100V101H72ZM105 100V99H104ZM108 100V99H107ZM107 100H105V101H107ZM111 100H109L110 102H111ZM128 101L129 100H131V99H127ZM187 100V99H186ZM48 101H49V98H48ZM55 101V100H54ZM56 101V102H57ZM66 101V102H65ZM69 101V102H68ZM102 101V100H101ZM109 101H107V102H109ZM113 101V100H112ZM121 101V102H120ZM175 101V102H174ZM30 102H31V100H30ZM52 102V101H51ZM91 102V101H90ZM92 102H93V99H92ZM91 102V103H92ZM98 102V101H97ZM97 102L95 101V104L97 105ZM109 102V103H110ZM79 103H80V101H79ZM91 103H90V106H91ZM109 103H106L107 105L109 104ZM115 103V104H116ZM182 103V102H181ZM190 103V102H189ZM189 103L187 104H185L184 102H183V104H182V106L184 107L185 105H189ZM63 104V103H62ZM81 104V103H80ZM94 104V103H93ZM93 104H92V106H93ZM94 104V105H95ZM98 104H100L99 102H98ZM103 105L105 104V103H102ZM101 104V105H102ZM115 104H112V108H110V107H108L107 105H106V109H105V111L108 109L109 110V108H110V110H111V112H110V114L112 113H114V112H112V110H114L113 108L115 107ZM124 104V105H123ZM89 105V104H88ZM96 105H95V107H96ZM100 105V106H101ZM123 105V106H122ZM134 105V104H133ZM165 105V104H164ZM177 105V104H176ZM37 106V105H36ZM38 106H41V108L43 109V107H45L46 105H43L42 106V104L41 105H38ZM90 106H88V110L89 109H92V107L90 108ZM167 106V105H166ZM175 106V111L174 110H172L173 108H171V107H174ZM190 106V105H189ZM27 107V108H26ZM32 108V109H28V108ZM61 107V106H60ZM108 107V108H107ZM124 107V109H126V110H124V109H121V108H123ZM128 107L129 108H131V109H129L128 110ZM185 107H187V106H185ZM40 108V109H41ZM101 109H103L102 107H100ZM119 108V109H118ZM162 108H163V106H162ZM171 108V109H170ZM182 108V107H181ZM26 109L28 110V112H30V114H27L28 112L26 111ZM39 109V108H38ZM86 109V108H85ZM100 109V110H101ZM104 109H103V111H101V112H105L104 111ZM186 109H188V107L186 108ZM73 110V111H72ZM94 109H92L91 111H93ZM107 110V111H108ZM171 110V111H170ZM189 110V109H188ZM34 111V110H33ZM95 114H98L97 112V109L95 108ZM106 111V112H107ZM163 111H164V109H163ZM166 111V110H165ZM185 111V110H184ZM191 109H190V113H191ZM39 113H41V111H38ZM43 112V111H42ZM88 112V111H87ZM199 112V113H198ZM238 112V113H237ZM34 113L36 114V112L34 111ZM44 113H46V112H44ZM59 113H61V115L59 114ZM168 113V112H167ZM185 113H188L187 111L185 112ZM185 113H184V115H185ZM189 113V114H190ZM191 113V114H192ZM198 113V114H197ZM233 113H235V114H237L238 116V118L236 119L235 117H230V115L232 114L233 115ZM32 115V116H37V114L36 115ZM49 114V115H48ZM54 114V113H53ZM101 114V113H100ZM104 114H106V113H104ZM189 114H188V116H189ZM190 114V115H191ZM223 114H227V115H229V117L228 118H231V119H229V122L232 120L233 121V118H234V120L236 119V121H235V123L234 122H228V123H226V126H227V130L225 131V133L227 134V135H225L224 133H223V128H221V127H225V126H220L219 124H218V119H220V118H222V115ZM27 115V116H26ZM65 115V116H66ZM81 115V116H82ZM91 115H93V114H91ZM90 115V117H92V119L94 118L93 116H91ZM99 115V114H98ZM98 115H96V117L98 116ZM108 115V114H107ZM115 115V114H114ZM160 115L162 116V119L161 120H163L164 119V121L165 122H163V121H161L162 122V126L161 125H159V127H158V124H152V125H150L153 121H157L158 122V120H159V117H160ZM187 115V114H186ZM195 115V116H196ZM224 115V116H225ZM53 116H55V117H57L56 116V114H54ZM63 116V117H62ZM80 116V115H79ZM80 116V117H81ZM100 116V115H99ZM97 117V118H99L100 119V121H104L105 119H103V116H106V115H103V116H100V117ZM157 116H158V119H157ZM55 117L53 118L54 120H52V122L53 123H55L54 121H56L55 120ZM94 118L93 119V121L94 122H96L97 121V118ZM101 117H102V119H101ZM108 117L109 116H107V119H108ZM119 117V116H118ZM196 117H198V116H196ZM195 117V118H196ZM114 118H115V116H114ZM136 119V121H134V119ZM154 118H156L155 120H154ZM161 118V117H160ZM184 118V117H183ZM186 118H188V117H186ZM194 118V117H193ZM194 118V119H195ZM227 118V117H226ZM225 118V119H226ZM36 119V118H35ZM49 120H50V118H48ZM111 119H113V117H111ZM133 119V121L134 122H130L129 123V121L130 120H132ZM48 120V121H49ZM62 120V119H61ZM67 120L68 121H72V122H67ZM117 120V119H116ZM150 120L152 121V122H150ZM221 121H222V119H220ZM219 120V121H220ZM27 121H28V123H27ZM35 121V120H34ZM78 121V122H77ZM90 122L89 124H87V126L88 125H93V123L94 122ZM100 121H97L98 122V124L100 123V127L101 126H105V129L103 128V127H101V128H99V126H98V128H99V130L100 129H104V130H106V127L108 126V124L110 125V124H112L111 123V121H110V118H109V121H110V123L108 122V124L106 125V123H103V125H102V123L100 122ZM114 121V120H113ZM118 121V120H117ZM202 121V124H200V125H202V126H200L199 127V123ZM44 122V123H43ZM105 122V121H104ZM115 122V121H114ZM119 122V121H118ZM125 122H127V123H129V124H126ZM169 122V121H168ZM226 122V121H225ZM59 123V124H58ZM135 123V124H134ZM154 123V122H153ZM224 123V122H223ZM27 124V125H26ZM35 124V123H34ZM34 124L32 125V127L34 126ZM97 124V123H96ZM96 124H95V128H96ZM114 125H116L117 124V122H115V123H113ZM113 124L112 125H110V126H108V128L109 129H107L105 132L106 133H111L112 132V130L111 129H114V128H111L112 126H113ZM121 124V125H122ZM46 125V126H45ZM76 125H75V127L74 128H72V130L73 129H78V128H76ZM127 125H129V128H125ZM155 125H157V126H155ZM38 126V125H37ZM38 126V130L40 129V127ZM70 125H69V128L71 127ZM85 126H86V123H85ZM86 126V130L84 131V128L83 129H81L80 130V128H79V131L76 133V137H75V139L77 140V137L79 136H81V139H79L80 141L82 140V137H83V139H86V135H84L85 134V132H87V129H88V132H90V133H93V132H95V133H93V135H91V136H96L97 134H100L101 136H104V137H107L108 135L105 133V134H101L102 133V130H101V133H100V131L98 132V129H97V134H96V131L94 130L93 131V126H92V128H91V130L89 131V128ZM161 126V127H160ZM42 127H44V128H42ZM48 127H50V125L48 126ZM48 127H47V129H48ZM52 127V126H51ZM113 127H117V126H113ZM128 127V126H127ZM31 128V127H30ZM68 128V127H67ZM68 128V129H69ZM94 128V129H95ZM123 128H125L124 130H122ZM67 129V130H68ZM225 129V128H224ZM32 130V129H31ZM37 130V129H36ZM36 130H34L35 131V133H36ZM37 130V131H38ZM84 132H83V131ZM110 130V131H109ZM115 131H116V128L114 129ZM113 130V131H114ZM29 130H27V132H28ZM40 131V130H39ZM54 131H56V132H54ZM77 131V130H76ZM80 131H82L81 132V134H79L80 133ZM93 131V132H92ZM114 131V132H115ZM120 131V134L122 135V136H125V134H122V132ZM171 131V130H170ZM30 132V131H29ZM28 132V133H29ZM62 132V133H61ZM104 132V131H103ZM114 132H112V133H114ZM133 132V131H132ZM207 132V131H206ZM64 136V138H63V136L61 135V134ZM74 133V132H73ZM73 133L71 132L70 134H72L71 136H73ZM111 133V134H112ZM118 136H116L117 137V140H115L116 139V137H115V141H116V143H120L119 141H118V137H119V131H117V132H115ZM115 133H114V135H115ZM154 133V134H153ZM155 133H157V134H155ZM245 133V134H244ZM25 134H27V135H25ZM37 134L39 135V134H41L40 132L38 133L37 132ZM79 134V135H78ZM85 136V138H84V136ZM94 134H96V135H94ZM110 134V135H111ZM150 134L151 135H155V136H153L154 138H152L151 136H150ZM158 134H160V135H158ZM59 135H61V136H59ZM78 135V136H77ZM100 135H97V136H99V137H101ZM107 135V136H106ZM148 136V138H147V136ZM158 135V138L156 137ZM187 135V134H186ZM185 135V136H186ZM205 135H206V133H205ZM37 136V135H36ZM69 137V138H72V139H74V137ZM91 136H90V138H91ZM111 136H113V134L111 135ZM121 136V137H122ZM143 136V137H144ZM179 135H177V137H178ZM188 136V138H184V135H181V136H179V138H178V142H181V140H182V138H183V140L185 141H188L189 140V138L190 139H193V140H189L190 142H188L189 144L190 143H194L195 141L196 142H198L200 139H198V138H196V139H198V141L196 140V139H194V135L191 137H189V135H187ZM211 136V135H210ZM42 137H44L43 136V134H42ZM42 137H39V138H34V140L35 139H41V140H43L42 139ZM55 137V136H54ZM104 137H102L101 139H105V140H107V138L109 137H107V138H104ZM137 137V138H136ZM161 137V136H160ZM205 137V136H204ZM26 138V139H25ZM56 138V137H55ZM88 138V137H87ZM113 138H114V136H113ZM113 138H110V140L111 139H113ZM125 137H122V140L123 141H126V138L124 139ZM133 138V139H132ZM207 138V137H206ZM206 138H204V139H206ZM208 138H209V135H208ZM213 138V139H214ZM60 139V140H61ZM89 139V138H88ZM94 139V138H93ZM96 139H98V141H101L99 138H96ZM96 139H94V140H96ZM132 139V140H131ZM152 139H154V140H152ZM166 139V138H165ZM181 139V140H180ZM188 139V140H187ZM212 139V138H211ZM212 139V140H213ZM41 140L39 141V142H41ZM56 140L58 141L59 139H57L56 138ZM56 140H55V145L54 144H52L53 146H56V147H58L57 145H58V143H59V141H58V143L56 142ZM66 140V139H65ZM78 140V141H79ZM90 140V139H89ZM110 140H108L109 142H110ZM136 140H135V142H136ZM143 140V141H142ZM145 140H147V141H145ZM148 140H150V142L151 141H155V142H148ZM163 141L162 142H164V139H162ZM168 140H170L169 142H171V139H168ZM173 140V139H172ZM36 141V140H35ZM34 141V142H35ZM38 141V140H37ZM36 141V142H37ZM44 141V142H43ZM42 142H43V144H41V145H39L40 147H43V145H44V143L45 144H47V143H49V144H47V145H44V148H45V150L47 151V152H49L50 150H49V148H48V150H47V147H49L48 145H50V142L48 141V140H46L45 141V139L43 140ZM54 141V140H53ZM52 141V142H53ZM78 141H74L73 142V144H75V142L76 143H78ZM113 141V140H112ZM111 141V142H112ZM127 141V142H128ZM137 141V142H138ZM166 141H167V139H166ZM165 141V142H166ZM193 141V142H192ZM41 142V143H42ZM60 142H62V141H60ZM70 142V141H69ZM68 142V143H69ZM82 142V141H81ZM93 142V141H92ZM138 142V143H139ZM148 142V143H147ZM164 142V143H165ZM169 142H167V143H169ZM174 142V141H173ZM173 142L171 143V145H173ZM177 142V144H179L178 146H183V145H185L186 144V146H188L187 145V143L186 142H181V143H178ZM202 142V141H201ZM208 145L206 144V142H204V143H202L203 144V146L201 147L202 149L204 148V147H206V145L208 146V149L210 150H208L207 149V147L206 148H204V150L206 149L207 151H208V153L209 154H212L213 156H210L211 158L213 157V158H215L214 156H216V158L220 155V152H217V151H219L217 148V151L216 150H211V148H214L215 146L216 147H218L217 145H215V143L212 141V143H210L211 141L210 140H208ZM27 143V142H26ZM32 144H33V142H31ZM56 143H57V145H56ZM66 143V142H65ZM70 143H72V142H70ZM103 143H104V141H103ZM106 143V142H105ZM129 143V142H128ZM136 144L137 146H138V148L140 147L142 150H143V148L146 146L145 144H143L144 145V147H142L140 144ZM38 144H40V143H38ZM72 144V145H73ZM88 145V147L91 149L93 146H94V151L95 152H97V154L95 153L94 154V156H92L93 155V153L91 152V155H88V158L91 156V157H93V159L94 158H97L98 159V152H100V148L102 147V146H104V145H102L100 148H99V146H98V148L99 149H95V147H97V146H95V143H94V145H93V143L91 144V143H89V142H87V143H83L82 142V144H79L78 145V147H83V148H85V149H89V148H87V145ZM91 144V145H90ZM100 144V143H99ZM102 144V143H101ZM100 144V145H101ZM106 144H109V143H106ZM105 144V145H106ZM111 145H112V143H110ZM109 144V145H110ZM115 144V143H114ZM154 144V145H155ZM160 144H163V143H160ZM199 144V143H198ZM201 144V145H202ZM204 144H205V146H204ZM209 144H211L212 145V147H211V145H209ZM213 144L215 145V146H213ZM59 145H60V143H59ZM62 145V144H61ZM81 145V146H80ZM82 145H85V146H82ZM93 145V146H92ZM121 145V143L119 144V149H121L122 148V146H124V145H122V146H120ZM125 145H127L126 143H125ZM130 145H132V144H130ZM140 145V146H139ZM158 145V144H157ZM191 145V144H190ZM200 145V146H201ZM227 145H228V147H227ZM63 146V145H62ZM61 146V147H62ZM92 146V147H91ZM118 146V145H117ZM116 146V147H117ZM133 146H135L134 145V142H133ZM137 146H135L136 148H137ZM146 146V147H147ZM150 146V145H149ZM149 146H148V148H149ZM11 147H14L15 148V152H17L18 154H16V156L15 157H12V155L10 154V149H11ZM37 147H38V145H37ZM36 147V150L38 149L39 151H40V154L36 151V153H38L39 154V156H38V154H36L37 156H35V154H34V156H32V158H33V160H32V163L34 162V165L36 164V162H37V165H42V163L45 161V162H47V158H45V156H46V154L48 155V153H45V152H43V153H45V156H44V154L42 153V148H37ZM60 146L58 147L59 148V150H60V152H58V151H56V152H58V153H61L62 151H63V153H65V151H66V153L68 154V155H72L73 154V147H69V148H72V149H69V148H66L67 150H64V147H68L67 146V144L65 145L64 144V146L62 147L63 149H60L61 148ZM78 147H76V149L78 148ZM108 147V146H107ZM113 147L115 148V146L113 145ZM112 147V148H113ZM121 147V148H120ZM134 147V152L136 151L135 148ZM145 147V148H146ZM155 147H157V146H155ZM166 147H169V146H166ZM197 147V146H196ZM210 147V148H209ZM241 147H239V148H241ZM248 147V148H247ZM31 149V146L29 145V147L28 148H26V150L25 151H27V149ZM50 148H51V146H50ZM53 148V147H52ZM58 148H54V149H51L52 151H50V152H52L53 154L54 153H56V152H54V150H57ZM104 148V147H103ZM105 148H106V146H105ZM110 147H108L107 149H109ZM118 148V147H117ZM125 148V147H124ZM127 149H128V151L131 149H133V148H131V146H129L128 145V147H126ZM139 148V149H140ZM145 148H144V150H145ZM148 148H146V152H148V151H150V150H148L147 151V149ZM160 148V147H159ZM158 148V149H159ZM175 148H177V147H175ZM242 148L241 149H239V150H241L242 151ZM251 148H250V151H251ZM162 149V148H161ZM169 149V148H168ZM168 149H166V148H164V149H162V150H168ZM172 149V148H171ZM178 149H180V148H178ZM184 149V148H183ZM32 150V149H31ZM35 150V149H34ZM34 150H32V151H34ZM70 150H72V151H70ZM83 150V149H82ZM82 150H80V152H82V153H84V150L82 151ZM98 150V151H97ZM117 150V149H116ZM138 150V149H137ZM142 150L140 151V153L142 152ZM176 150V149H175ZM175 150H172V151H170V152H168V153H163V151L161 152L160 151V154H158L157 156H158V160L157 161H160V158L162 157V155L164 156V158H165V160H169L168 161V163H167V165L168 164H170V166H171V161H170V159H171V157H173V156H175L178 152L177 151H175ZM199 150V149H198ZM204 150H202V154H204V153H207V151L205 150V152L203 153V151ZM236 150V149H235ZM237 150H238V148H237ZM246 150V151H247ZM32 151H28V152H30V154L32 153ZM44 151V150H43ZM72 152V153H70V152ZM79 151V150H78ZM93 151V150H92ZM93 151V152H94ZM101 151H102V148H101ZM103 151H105V150H103ZM110 151V150H109ZM127 151V152H128ZM139 151V150H138ZM138 151H137V153H138ZM184 151V150H183ZM230 151V152H229ZM228 151V153L230 154L231 153V150H229ZM35 152V151H34ZM108 152V150L107 151H105L104 153H105V156H106V154L108 155V158H110V157H112V156H109V153H107ZM110 152H112V150L110 151ZM144 152V151H143ZM223 152V151H222ZM58 153H56V155L54 154H50L49 153V156H51V157H49V156H46V157H49L48 158V160H49V162H47L48 164H46L45 162V166L47 165L48 167H49V169H50V167L53 165V167H55L54 165L55 164H53L54 162H55V160H57L56 158V156L58 155ZM65 153V154H66ZM102 153V152H101ZM101 153H99V154H101ZM119 153H120V151H119ZM161 153H163L162 155H161ZM191 153V152H190ZM217 153H219V155H217ZM244 153V152H243ZM243 153H242V155H243ZM248 153V152H247ZM23 154V155H22ZM30 154H28V157H31V156H29ZM62 154V153H61ZM66 154V155H67ZM88 154H89V152H88ZM103 154V153H102ZM102 154H101V156H102ZM114 154V156H116L115 157V159L116 160H114V162L115 161H117V162H115V164L117 163V165L119 164V166L121 167H124V165H127V168L128 167H130V168H128V170L127 171H131L130 169L132 168V166H135V168H137V169H135L133 172H138V173H136V175L134 174V173H131L132 174V176H138V175H140L139 174V171L141 172V169H142V166H141V168L139 167H136V163H137V165H140V164H142L141 163V160L142 159H145V157L143 158V155H139V157H140V159H139V161L138 160H136L137 162L135 163V165H131L132 164V160H133V157L131 158V156H129L128 158H130V159H127V157H125V156H127L126 154H128L129 155V153H126V154H117V152L116 153H113ZM135 154V153H134ZM200 154V153H199ZM224 154V155H223ZM237 154L238 153H236V155L235 154H233V153H231V155L234 157V158H238L239 157V155L237 156ZM245 154V153H244ZM22 155V156H21ZM63 155V154H62ZM77 155V156H76ZM84 155L85 154H83V156H81V155H79V154H76V152H75V154H74V156H73V158H72V156H67V158L65 157V159H64V161L67 159H69V161L71 160V161H73V162H71L70 161V164H71V168H70V166L68 165L69 163H66V168H64L65 167V165H63L62 163H59L60 165H63L61 168H62V170H60L61 168L60 167H58V168H56L55 167V170H54V168H53V170L54 171H56V173H57V171H61L62 173L64 172V171H66V170H70L71 169V174L73 175V176H77L79 173H80V171L82 170V163L84 162V159L86 158H84ZM111 155V154H110ZM131 155V154H130ZM149 155V154H148ZM147 155V156H148ZM160 155V156H159ZM181 155V154H180ZM178 156V157H181V156ZM221 155H223V156H225V158L226 157H228L227 158V160L231 157V159H233V157L230 155V157H229V155L227 154V153H221ZM228 155V156H227ZM21 156V157H20ZM40 156H41V159L43 160L44 159V161H42V163L40 162L41 160L39 159L40 158ZM44 156V158H42ZM52 156H54L55 158H53ZM78 157V158H76V157ZM121 156H123V159H122V157ZM205 156V155H204ZM206 156H208V155H206ZM18 157H20L21 159H19ZM37 157H39L38 159L40 160H38L37 161ZM84 158L83 160L81 159V158ZM118 157H119V160H122V161H120V162H122V163H119L118 162ZM125 157V158H124ZM136 157H138L136 154H135V158ZM138 157V158H139ZM198 157V156H197ZM197 157H194L193 156V158H194V161H199L200 160V162H201V160L203 159V158H199L198 160H196L197 159ZM24 158V157H23ZM81 159V161H80V159ZM88 158H86V159H88ZM105 158H107V157H105ZM138 158H136V159H138ZM151 159L152 157L151 156H148V157H146V159ZM163 158V157H162ZM164 158L161 160V163H163L162 161L164 160ZM242 158H244L243 156H242ZM246 158V157H245ZM11 159H13V163H9V161L11 160ZM16 159V160H15ZM28 159V158H27ZM34 159L36 160V161H34ZM46 159V160H45ZM53 159V160H52ZM60 160L62 159V158H59ZM92 158H89V160H91ZM101 159H103V156H102V158ZM101 159H100V162L99 163H101L102 161H101ZM126 160V162L127 163H129L130 162V160H131V164L129 165V164H123V161H125ZM183 159V158H182ZM218 159H221V160H219V161H221L220 163H223L224 164V162L222 161V157H218ZM29 160V159H28ZM50 160H51V162H53L52 164L50 163ZM79 160V161H78ZM96 160V159H95ZM110 161H109V165L111 164V162L113 163V161H111L112 160V158H110L109 159ZM165 160H164V163H165ZM179 160V159H178ZM193 160V159H192ZM204 160V159H203ZM241 160V159H240ZM239 159H237L236 160V163L238 162V161H240ZM12 161V160H11ZM17 162V163H15V162ZM31 161V160H30ZM68 161V162H69ZM74 161H77V162H74ZM97 161V160H96ZM98 161H99V159H98ZM105 161H107L106 159H105ZM144 161V160H143ZM142 161V162H143ZM177 161V160H176ZM180 161V160H179ZM184 161H186V160H184ZM214 161V160H213ZM229 161H230V159H229ZM235 161V159H233V162ZM244 161V160H243ZM40 162V163H39ZM81 163L82 165H80L79 163ZM89 162H91V163H89ZM88 162V164H90L91 165V167L88 165V167H89V173H90V175H89V173L87 174V175H89V176H91L92 177V175H93V173H94V176L92 177V178H94V179H92L93 181H91V180H89V181H91V182H94V180H95V174L97 173V172H95V170H97L98 169V167H99V169L100 170H97V171H99V172H101V165L98 163V162H96V163H98V164H94V161L93 160H91V161H89ZM104 162V161H103ZM148 162H151V161H148ZM167 162V161H166ZM171 162V163H170ZM214 162H217V161H214ZM245 162H246V160H245ZM244 162V163H245ZM7 163H9V165L11 164H13V166H14V163L15 164H17V165H15L16 167H17V169H19V170H14V168L12 167V166H8L7 165ZM28 163V162H27ZM72 163L74 164V163H77L78 165H76V164H74V166H72ZM92 163H93V165H96V166H93L92 165ZM125 163V162H124ZM158 163V162H157ZM163 163V164H164ZM209 163H211V161L209 162ZM217 163H219V162H217ZM227 163V162H226ZM242 163V162H241ZM24 164V163H23ZM150 164V163H149ZM185 164V163H184ZM216 164V163H215ZM247 164V163H246ZM250 164V163H249ZM18 165L20 166V167H18ZM25 165V164H24ZM29 165H30V162H29ZM44 165V164H43ZM42 165V167H44L45 169L47 168V167H45V166H43ZM51 165V166H50ZM59 165V166H60ZM76 165V166H75ZM108 165V166H109ZM151 165H152V163H151ZM151 165H150V167H151ZM180 165H181V163H180ZM182 165H183V163H182ZM187 165H188V163H187ZM187 165H186V167H187ZM225 165H227V164H224V166ZM68 166V167H67ZM78 166V168L79 169H77V168H75V167H77ZM98 166V167H97ZM108 166H106V168H109ZM119 166H117L118 168H119ZM158 166V165H157ZM191 166V165H190ZM236 167H237V165H235ZM238 166L240 167V168H242V171L244 170L243 169V167L241 166V165H239V163H238ZM31 167V166H30ZM32 167L34 168L35 166H33L32 165ZM92 167H93V169H92ZM97 169H96V168ZM111 167H112V165H111ZM115 167H116V165H115ZM115 167H113L114 168V170H117L118 171V168H115ZM121 167V168H122ZM162 167H163V165H162ZM165 167H168V166H165ZM165 167H163V168H165ZM211 167H213L212 168V171H213V169H214V166H213V164H210V168ZM227 167H229V166H227ZM238 167V168H239ZM26 168V167H25ZM28 168V167H27ZM32 168V171H34V169ZM69 168V169H68ZM73 168V169H72ZM74 168L75 169H77V170H79L78 171V174L77 175H74L75 173H77V171L75 172V170H74ZM85 169H87V165H86V167H84ZM92 170H91V169ZM106 168H105V170H106ZM120 168V169H121ZM125 168H126V166H125ZM124 168V169H125ZM169 168V167H168ZM182 168V167H181ZM190 168V167H189ZM200 168V167H199ZM260 169H261V167H259ZM11 169V171H9ZM29 169V168H28ZM41 169V168H40ZM45 169H44V171H45ZM48 169V170H49ZM59 169V170H58ZM85 169H83V170H85ZM123 168H122V170H124ZM140 169V170H139ZM151 169H153V168H151ZM197 169V168H196ZM216 170H218V169H220V170H224V169H222V168H219V167H217V165H216V168H215ZM263 169H264V167H263ZM13 170V171H12ZM29 170H31V169H29ZM39 170V169H38ZM37 170V171H38ZM52 170V169H51ZM92 172H91V171ZM126 170H124V171H122L123 173H120V174H122L123 176H126V174L127 175H129L130 174V172L129 173H126L125 175H124V172H126ZM143 170H144V168H143ZM148 172H150L149 170H148V168L146 169ZM146 170H144L145 172H146ZM169 170V169H168ZM208 170H209V168H208ZM220 170H218V172H220ZM248 172L251 170V169H246ZM9 171V172H8ZM28 171V170H27ZM40 171V170H39ZM38 171V173H40ZM43 171V170H42ZM41 171V172H42ZM68 171H66V172H68ZM72 171H73V173H72ZM107 172H108V170H106ZM105 171V172H106ZM116 171V172H117ZM143 171V172H144ZM154 171H158V169H156V170H153V171H151V173L152 172H154ZM231 171V170H230ZM247 171H245V173H247ZM11 172V173H10ZM25 172V171H24ZM75 172V173H74ZM84 172H86V170L84 171ZM83 172V174H85L86 175V173H84ZM103 172H104V169H103ZM121 172V171H120ZM148 172H146V174L147 175H149L148 174ZM164 172H165V170H164ZM252 174L254 173L253 171H250ZM35 173H37V172H35ZM34 173V174H35ZM65 173V172H64ZM64 173H63V175H64ZM150 173V175H152ZM156 173V172H155ZM168 173V172H167ZM176 173H179L178 171H176ZM175 173V174H176ZM32 175H30V174H28L30 177H32V176H37L38 174H36V175H34L33 173H31ZM60 174V173H59ZM70 174V173H69ZM70 174V175H71ZM103 173L101 172V175H100V173L97 175L98 177L99 176H102L103 177V175H106V176H108L107 175V173L106 174H103ZM117 174H118V172H117ZM119 174V175H120ZM134 174V175H133ZM146 174H144V173H142L141 175H142V180H141V182L143 181V183H144V180L146 179V177L147 176H145L144 177V175H146ZM255 174V173H254ZM262 174H264V172H262ZM14 175V174H13ZM13 175H12V177H13ZM24 175V176H23ZM45 175V174H44ZM43 174L42 175H40V176H37V178L39 177H41L40 179L38 178V179H36V178H31L30 180L34 183V182H36V181H38V180H45V182H46V180H47V175H45L44 176ZM55 175V174H54ZM81 175V174H80ZM80 175H79V179H80ZM85 175H83V176H85ZM85 176V178H86V180L87 179H89L88 177L89 176ZM111 175V177L113 176V174L111 173L110 174ZM122 175H120V177L122 176ZM165 175H167V174H165ZM164 175V176H165ZM179 175V174H178ZM200 175H203V174H200ZM249 175V174H248ZM8 175H6V177H7ZM28 176V177H29ZM49 177H50V175H48ZM72 176V177H73ZM83 176H81V177H83ZM122 176V177H123ZM135 176H134V178H135ZM155 176V175H154ZM153 176V177H154ZM249 176H254V175H249ZM257 176H258V174H257ZM264 175H262L261 177H263ZM4 177H5V175H4ZM6 177H5V183L9 186L10 185V183L7 181V179H6ZM14 177H16V175H14ZM78 177V176H77ZM105 177V176H104ZM103 177V179H105L102 183L103 184H108L109 182L107 181V177H105L104 178ZM152 176H149L148 178H147V181H145V182H147V183H150L149 181H148V179H150ZM160 177H161V175H160ZM169 177V176H168ZM185 177V176H184ZM204 177V176H203ZM260 177V176H259ZM23 178H19L20 179V183H23L24 182V179ZM51 178V179H50ZM48 180H50L49 182H51L53 185H54V183L56 184L58 181V183L60 184V181H61V183H63L61 186H64V184H65V186H67V189L71 186V184L70 183H72L73 185H74V187H75V185L77 184V182H75V184H74V182H71V181H67V183H64V182H66L64 179H62L61 180V178H58V177H56V179L57 180H55V176L53 177V175H51V177H50ZM52 178H54V179H52ZM84 177H83V179H85ZM116 178L118 179V176L116 175ZM116 178H114V179H116ZM123 178H125V177H123ZM126 178H128V177H126ZM131 178V177H130ZM138 178H139V176H138ZM159 178V177H158ZM182 178H183V176H182ZM258 178V177H257ZM1 179H0V181H1ZM19 179H15L16 181L17 180H19ZM35 179H36V181H35ZM98 179V178H97ZM161 179H163V178H161ZM264 179V178H263ZM14 180V179H13ZM72 180V179H71ZM76 180V179H75ZM74 180V181H75ZM102 181V178L100 177V179L98 180V181H95L96 182V184H98L99 185V183H101V181ZM120 180V182H122L121 180V178L119 179ZM132 180V179H131ZM151 180V179H150ZM185 180V179H184ZM262 180V179H261ZM7 181V182H6ZM10 181H12V180H10ZM16 181L15 182H12V184H11V186L14 184L15 185V183H16ZM77 181V180H76ZM108 183H107V182ZM115 181V180H114ZM125 180H123V185H118L117 183V186L116 187H119V189L121 188H123L124 187V185L125 184H128V182H124ZM246 181V180H245ZM44 182V183H45ZM117 182H118V180H117ZM162 182V181H161ZM165 182V181H164ZM164 182H163V184H164ZM5 183H4V186H6L5 185ZM20 183H17V184H20ZM26 183L24 182V184L26 185ZM48 183V182H47ZM49 184V185H52V184ZM57 183V184H58ZM81 183V182H80ZM80 183H78L76 186L78 187V188H82V185L80 184ZM115 183V182H114ZM114 183H109L110 185L112 184V186H110V185H108V186H106L105 188L107 189L109 186V188H111V187H114L115 185H114ZM237 183V182H236ZM238 183H241L240 181L238 182ZM17 184L15 185L16 186V189L19 187H17ZM38 184H40V181L38 182ZM41 184H42V182H41ZM66 184H68V185H66ZM87 184L89 185V183L87 182ZM96 184H93V186L94 185H96ZM169 184H171V183H169ZM188 184V183H187ZM221 184V183H220ZM224 185H225V182L223 183ZM227 182H226V185L223 187V186H221L220 187V189L221 188H227L228 187V190L230 189L229 187H233V186H236V184L235 183H229L228 184V186H227ZM234 184V185H233ZM2 185V184H1ZM13 185V186H14ZM25 185H21L20 184V186L22 187V188H24L23 186H25ZM49 185H47V186H49ZM49 186L50 188L51 187H53L52 189H54V186ZM73 185H72V187H73ZM79 185H81V186H79ZM96 185L97 187H101V186H104V185ZM129 185V184H128ZM140 186H141V184H139ZM154 185H156V184H154ZM206 185H207V183H206ZM219 185V184H218ZM222 185V184H221ZM230 185V186H229ZM238 185V184H237ZM243 185H245V183L243 184ZM257 185V187H255L254 189L252 188V190H254V192H252L251 190H248V191H246V193H245V195H243L242 196V193H244L245 192V189H244V192L242 191V193H241V195H236V197L237 196H239V197H237V199L235 198V199H233V197L232 198H228L229 199V201H227V199L225 200V202L227 201V202H229V203H231V204H234V203H232V201L234 202V200L237 202V201H240L241 199H238V198H242V200H243V198H246V199H248L247 201L248 202H246L245 201V199H244V201H243V203H244V206H245V203H249L250 204V202L252 201V205L250 204V206L252 207V208H254V204H253V202L254 201H256V200H259V201H257L256 203H258V204H260V206H263L264 207V204H262L261 203V201L260 200H262V201H264V199L262 198V197H264V195L263 196H260V195H262L264 192V188H261L263 191H261V193H260V190H256V188H258L259 189V187H262L264 184H262V186H261V184L259 185L258 183L256 184ZM259 185V186H258ZM7 186V187H8ZM14 186V187H15ZM27 186V185H26ZM25 186V187H26ZM41 186H43V185H41ZM40 186V188L42 189V187ZM46 185L44 186L45 188L47 187ZM59 186V185H58ZM58 186H55V187H58ZM61 186H59V187H61ZM63 187V188H66V187ZM91 186H92V184H91ZM143 186V185H142ZM185 186V185H184ZM208 186V185H207ZM212 186V185H211ZM227 186V187H226ZM21 187H19V188H21ZM49 187H47V188H49ZM76 187V188H77ZM115 187V188H116ZM125 187H126V185H125ZM130 187V186H129ZM144 187V186H143ZM205 187V186H204ZM237 187V186H236ZM240 187H241V185H240ZM264 187V186H263ZM0 188H3V187H1L0 186ZM21 188V189H22ZM32 188V189H33ZM35 188V189H36ZM71 188V187H70ZM69 188V189H70ZM76 188H75V192H76V194H77V191H76ZM84 188H85V186H84ZM108 188V189H109ZM115 188H113V189H115ZM215 188V187H214ZM218 188V187H217ZM4 189H6V188H4ZM8 189V188H7ZM12 189H15V188H13L12 187ZM26 189H27V187H26ZM26 189L24 188V190L22 189L21 191H26ZM38 189V188H37ZM36 189V190H37ZM56 189V188H55ZM55 189H54V191H55ZM68 189V190H69ZM74 188H72V190H73ZM85 189H87V187L85 188ZM89 190H90V188H88ZM107 189V190H108ZM120 189V190H121ZM126 189H127V187H126ZM205 190L206 189H209V187H206V188H204ZM222 189V190H223ZM232 189H234V188H232ZM250 189V188H249ZM1 190V192H0V194H3L2 193V189H0ZM49 189H45V190H43L42 189V191H48ZM124 189H122L121 191H123ZM130 190H132V189H130ZM213 190H215V189H213ZM212 190V191H213ZM231 190V189H230ZM255 190H256V192H258L257 193V195H256V193H255ZM14 191V190H13ZM27 191H29V189H27ZM39 191H41V190H39ZM59 191H60V189H59ZM59 191L58 192H56L57 194L59 193ZM110 192H111V190H109ZM116 191H117V188H116ZM116 191H114L117 195H118V191L116 192ZM146 191V190H145ZM199 191H201V190H199ZM199 191H194V192H198L199 194L201 193V192H199ZM235 191H237V190H235ZM239 191V190H238ZM250 191V192H249ZM4 192V191H3ZM11 192V191H10ZM18 192V191H17ZM17 192H11L13 195H16L15 196V198L18 196V195H20V193L18 194ZM20 192V191H19ZM44 192V193H45ZM49 193H50V190L48 191ZM85 192V191H84ZM89 193H90V191H88ZM87 192V193H88ZM124 193H128V190H124L123 191ZM134 192V191H133ZM135 192H137V191H135ZM141 192V191H140ZM205 192V191H204ZM211 192V191H210ZM247 192H249V193H247ZM11 193H8V195H11ZM22 193V192H21ZM43 193V194H44ZM49 193H46V194H49ZM55 193V194H56ZM62 193H64V195H65V193H66V191H64V192H62ZM69 193V192H68ZM67 193V194H68ZM123 193V194H124ZM126 193V194H127ZM131 193V192H130ZM193 192H191V193H189L190 195L192 194ZM197 193V194H198ZM250 193H255V197H254V200H250L249 201V198H250V196H249V194ZM5 194H7V193H5L4 192V195L2 196V197H4L5 196ZM18 194V195H17ZM24 194V193H23ZM23 194H21V197L20 196H18L19 198H21V199H23V197H22V195ZM27 194H31V192L30 193H27ZM35 194V193H34ZM45 194V195H46ZM56 194V195H57ZM61 194V193H60ZM106 194V193H105ZM105 194H103V195H105ZM108 194V193H107ZM111 194V193H110ZM110 194H109V196H110ZM113 194V193H112ZM141 194V193H140ZM155 194V193H154ZM158 194V193H157ZM156 194V195H157ZM194 194V193H193ZM192 194V195H193ZM205 194V193H204ZM247 194V195H246ZM260 194V195H259ZM12 195V197L14 198V196ZM35 195H37L38 196V194H35ZM41 195V194H40ZM59 195V194H58ZM71 195V194H70ZM101 194H99V196H100ZM130 195V194H129ZM128 194H127V196H129ZM132 196L130 197V199H132V197L135 199L134 201H136V198L137 197H135V194H131ZM137 195V194H136ZM150 195V194H149ZM169 195V194H168ZM174 195V194H173ZM173 195H172V197H173ZM195 195V194H194ZM202 195V193L200 194V196ZM234 195V194H233ZM252 195H254V194H251V196ZM72 196H73V193H72ZM75 196V195H74ZM84 196H86V195H84ZM112 197H113V195H111ZM110 196V197H111ZM114 196H115V194H114ZM119 197L121 196V194H119L118 195ZM145 196H147V195H145ZM151 196H153V195H151ZM151 196H148L147 198L146 197H142L141 198V201L143 200H146V199H148L149 197H150V199L151 198H153V197H151ZM171 196V195H170ZM174 196H176V195H174ZM196 196V195H195ZM199 196V197H200ZM206 196V195H205ZM229 196V195H228ZM241 196V197H240ZM245 196H248V197H245ZM257 196V197H256ZM1 197V196H0ZM1 197V198H2ZM8 196H6V198H7ZM11 196H9L6 200L8 201L9 199H10V201H8V203L6 202V200H2V201H4V202H6V204H11L12 203V205H14L15 203H17L16 205L18 206V205H21L22 203L19 201V200H21V199H19L18 197V199H17V201H16V199L14 198H10ZM34 197V196H33ZM36 197V196H35ZM44 197V196H43ZM76 197H78V196H76ZM76 197H74V198H76ZM86 197H88V195L86 196ZM110 197H106V198H110ZM122 197L123 196H121V199H122ZM155 197V196H154ZM168 197V196H167ZM163 198V197H161L160 199L158 198V200L159 201H168L169 202V200L171 199H169V198ZM177 197V196H176ZM180 197V196H179ZM191 197V196H190ZM193 198H194V196H192ZM191 197V198H192ZM224 198H226V196H223ZM230 197V196H229ZM5 198V197H4ZM42 198V197H41ZM41 198H38V199H41ZM54 198H55V196H54ZM53 198V199H54ZM61 198V197H60ZM60 198H58V199H60ZM71 198H73V197H71ZM71 198H70V200H71ZM72 199L73 201L75 200V199ZM82 198V200L84 199L83 197H80L79 198V201L81 202V199ZM101 198H102V196H101ZM126 199H127V197H125ZM125 198H123V199H125ZM144 198H146V199H144ZM197 197H195L194 199H196ZM201 198V197H200ZM257 198H260V199H257ZM262 198V199H261ZM3 199V198H2ZM58 199L56 198V199H54V200H52V202L50 203V201L48 202V204L46 203V205L48 206L49 204H52L53 202L54 203H56L57 204V202H59L58 201ZM77 199V198H76ZM122 199V200H123ZM168 199V200H167ZM193 199V200H194ZM217 199V200H216ZM223 199V198H222ZM231 199H232V201H231ZM251 199H253V197H251ZM11 200H15L14 202H12ZM23 200H26L25 198L23 199ZM23 200H21V201H23ZM34 200L35 199H33V200H31V201H33L32 203H35L34 202ZM55 200H57L56 202H55ZM65 200V199H64ZM67 200H69V199H67ZM87 200H89L88 198H87ZM121 200V201H122ZM128 200H129V198H128ZM149 200V199H148ZM147 200V201H148ZM152 200V199H151ZM157 200V201H158ZM171 200H173V198L171 199ZM171 200H170V202L169 203H171ZM180 200V199H179ZM197 200H198V198H197ZM221 200V199H220ZM1 201V199H0V202L3 204L4 202H2ZM29 200H26V202H28ZM37 201V200H36ZM41 202V200H38L36 203H38V202ZM47 201V200H46ZM45 201V202H46ZM60 201H62V200H60ZM66 201V200H65ZM78 201V200H77ZM78 201V202H79ZM83 201H86V199H84ZM138 201H140V200H138ZM138 201H137V203H138ZM158 201V202H159ZM195 202H196V200H194ZM199 201H201V200H199ZM214 201H216L217 203L218 202H222V200L221 201H219V199L218 198H215L214 200H213V202H211V203H214ZM10 202V203H9ZM25 201L23 202V203H25L24 205H26V206H28L29 205V202L28 203H26ZM45 202H42V203H44L45 204ZM67 202H70V201H66V204H67ZM78 202H76V203H78ZM87 202V201H86ZM85 202V203H86ZM123 202V201H122ZM151 202V201H150ZM149 202V203H150ZM174 202V201H173ZM177 202H180V201H178V200H176L173 204H176ZM198 202V201H197ZM242 202V201H241ZM1 203H0V205H1ZM18 203H20V204H18ZM36 203H35V205H36ZM61 203H63V202H61ZM65 203V202H64ZM72 202H70V204H71ZM74 203V202H73ZM90 204H93V203H91V202H89ZM121 203V202H120ZM136 204L135 205V207H137V210H139V206H141L142 204H138L137 205V203L136 202H133V201H130V202H128V204ZM140 203V202H139ZM143 203V202H142ZM146 203V202H145ZM145 203H143L145 206V208H144V210L142 209L143 207L141 206V210H143V211H141L140 213H137V212H133L134 213V215H132L131 213H128V211L126 210H124L126 213H127V217L130 215H132L133 217L132 218H137L136 217V214L137 215H139L138 217H140V214H141V216L143 215V213L142 212H144L145 210H146V207H148V206H150L149 205V203L147 204H145ZM203 203V202H202ZM211 203H210V205H211ZM228 203V204H229ZM238 203V202H237ZM5 204V203H4ZM6 204H5V206H6ZM60 204V202L57 204V205H59ZM122 204V203H121ZM125 205L127 204V203H124ZM127 204V206H130V205H128ZM151 204V203H150ZM162 204H164V203H162ZM172 204V203H171ZM181 204H183L182 202H181ZM248 204V205H249ZM258 204H255V208H258L259 206H257ZM7 205V206H8ZM11 205V206H12ZM15 205V206H16ZM45 205V206H46ZM54 205V204H53ZM61 206H62V204H60ZM79 205V204H78ZM78 205H77V207H78ZM83 205H84V202H83ZM86 206H87V204H85ZM123 205V204H122ZM125 205L123 206V208L125 207ZM146 205H148V206H146ZM155 205L157 206V203L155 202ZM178 205V203L175 205V206H177ZM184 205V204H183ZM182 205V206H183ZM192 205V204H191ZM198 205V204H197ZM196 205V206H197ZM206 205V204H205ZM234 205H236V206H238L236 203L234 204ZM247 205V204H246ZM4 206V205H3ZM14 206V207H15ZM16 206V207H17ZM73 206V205H72ZM80 206V205H79ZM86 206H81V207H85V208H87ZM118 206V205H117ZM121 206V205H120ZM163 206H166V205H163ZM174 206V205H173ZM201 206H203V204L201 205ZM218 206H220V204L218 205ZM233 206V205H232ZM239 206H241L240 205V203H239ZM235 207V210H232L231 212H234V211H236V214L235 213H231L232 215H231V217L233 216V217H235L234 215H237V217L234 219L233 218V220L232 221H234L235 222V220L236 219H238V220H240L239 218H238V212H237V210L238 211H241V216L242 217H245V214L243 215L242 213H244L245 211H243V209L242 210H239V209H241L240 207ZM21 209H23V207L24 206H22L21 205ZM65 207V205L63 204V208ZM69 208L71 207V206H68ZM74 207H75V204H74ZM74 207H72V209L74 208ZM80 207V208H81ZM122 207V206H121ZM131 207H132V205H131ZM131 207H130V209H131ZM167 207V206H166ZM178 208H179V205L177 206ZM192 207H195V206H192ZM198 207V206H197ZM207 207V206H206ZM19 208V206L17 207V209ZM162 209H163V207H161ZM201 208V207H200ZM208 208V207H207ZM213 208H215V206L213 207ZM20 209V208H19ZM76 209H79V208H76ZM90 209V208H89ZM94 209V208H93ZM96 209V208H95ZM106 209V208H105ZM130 209H129V211H130ZM134 209V208H133ZM132 209V210H133ZM136 209V208H135ZM196 211H197V208H194ZM193 209V210H194ZM206 209V208H205ZM209 209H210V207H209ZM209 209H207L206 211H211V209H212V207H211V209L209 210ZM259 209H262L261 210V213H262V217H263V215H264V211H263V208H258V210H256V212H253V214H256L257 215V211H259ZM24 210V209H23ZM61 210H65L66 211V209H61ZM71 210V209H70ZM87 210L88 209H85L84 210V212L86 211L87 212ZM104 210V209H103ZM111 210V209H110ZM172 212H173V210H174V208L173 209H170ZM168 211V210H166L168 213L169 212H171V211ZM183 210V209H182ZM215 210V209H214ZM214 210H212L211 212H213V213H217L218 215H216V217H217V219L220 217V215H223V214H220V213H218V212H215ZM245 210H248V209H246V207H245ZM68 211H69V209H68ZM82 211V210H81ZM106 211V210H105ZM122 211V210H121ZM136 211V210H135ZM140 211V210H139ZM147 211L149 212L150 211V207H149V210H148V208H147ZM151 211H152V208H151ZM150 211V212H151ZM163 211H165V209L163 210ZM163 211H161L160 212V214H163ZM165 211V212H166ZM174 211H176V210H174ZM185 211V210H184ZM184 211H182V212H180L179 211V213H185ZM186 211H191V208H190V210H186ZM199 211V210H198ZM201 211V210H200ZM217 211H220V210H217ZM222 211V210H221ZM52 212V211H51ZM86 212H85V214H86ZM148 212H144V213H147L148 214ZM149 212V213H150ZM157 212H158V210H157ZM165 212H164V214H165ZM211 212H206V216H203L204 218L205 217H207V218H202V216H201V218H199V224H198V222H196V219L193 217V216H191V217H193L194 219H189V220H191V221H193V220H195V222H194V224H195V226H197L196 228L194 227V226H191L192 228H190L191 230L194 228V229H196V230H194L193 229V232L191 231V230H186V232H185V234L182 232H180L179 231V233L180 234H184L185 235V237L188 235V231H189V234H190V232H191V234H193V237H192V239L190 238L191 236L189 235L188 236V239H191V240H193V238H195L196 239V236L197 237H199L200 236V234L203 232V231H201L200 230V225L202 226V223H203V221L201 220L200 221V219H203L204 220V225H205V223L206 224H209L208 223V218L211 216ZM251 211H249V213H250ZM55 214H51V215H55L54 216V218L56 217V212H54ZM123 213V212H122ZM176 214L178 213V212H175ZM174 213V217H180V216H176V214ZM193 213V212H192ZM191 213V214H192ZM197 213V215L199 216V214H198V212H196ZM205 213V210L202 212L201 211V213H200V215L201 214H204ZM208 213H210L209 215V217H208ZM260 213V214H261ZM59 214V213H58ZM57 214V215H58ZM73 214V213H72ZM81 214V213H80ZM85 214H83V215H85ZM100 214H102V213H100ZM129 214V215H128ZM147 214H145V216L143 215L142 217H144V218H146V215ZM160 214H157V218L156 219H158V218H160L159 216H160ZM172 214V213H171ZM188 214V213H187ZM215 214L213 215L212 214V218L210 217V220L211 221H209V222H212L211 224L213 225V227H214V224H213V222L214 223H216L217 225H218V221H219V219H218V221H213L216 217H215ZM227 214V213H226ZM226 214H224L225 216H226ZM260 214H259V212H258V216L257 217H259L260 216ZM50 215V216H51ZM76 215V214H75ZM94 215V214H93ZM93 215L91 216L92 217V219H91V221H93ZM117 215V214H116ZM115 215V216H116ZM121 215V214H120ZM122 215H124V213L122 214ZM125 215L123 216L124 218H125ZM150 215V214H149ZM149 215H147V217L148 218H150V216ZM166 215V217H164V218H167V213L165 214ZM173 215V214H172ZM197 215L195 216V217H197ZM229 215V214H228ZM227 215V216H228ZM249 214H247L246 216L247 217H245V218H248V217H250L251 218V216H248ZM255 215V216H256ZM2 216V215H1ZM59 216V215H58ZM62 216V215H61ZM73 216V215H72ZM87 216H88V214H87ZM95 216H98V214L97 215H95ZM94 216V217H95ZM115 216H114V218H115ZM128 217V218H130L131 220H132V218L131 217ZM162 216V215H161ZM185 216V215H184ZM214 216V217H213ZM230 216V215H229ZM229 216L228 217H224V216H222V217H220V218H227V219H224V220H228L229 222H230V218H229ZM53 217V216H52ZM52 217H49L48 219H51L52 221L51 222H54L55 223V219H52ZM80 217H82L83 218V216H79V220H81V221H83V220H85V217H84V219H80ZM122 218L121 216H118L117 218ZM126 217V218H127ZM153 217V216H152ZM170 217H173V216H170V213H169V215H168V219H165L166 221H163L162 220V218L161 219H158L159 221L161 220L162 222H167V221H169L170 220ZM74 218H76L77 219V216H75ZM73 218V219H74ZM112 218V217H111ZM110 218V219H111ZM124 218H122V219H124ZM127 218V219H128ZM253 218V217H252ZM57 219V218H56ZM59 219V221L58 222H56V225L57 224H59V222H61V220H62V222L64 223H66V221H63V219H64V217H63V219L60 217V218H58ZM61 219V220H60ZM71 219H72V217H71ZM95 219H96V217H95ZM99 219H100V215H99ZM122 219H120V220H122ZM155 219V220H156ZM172 219H174V218H171V220ZM213 219V220H212ZM249 219V218H248ZM260 220H257L256 222H253V223H250V224H248V225H246L245 226V230L248 232L247 233V235L246 236H248V241H250V243H251V241H255L254 243L252 242V245H253V247H254V244L256 243V241H257V239H262V240H264V218H259ZM19 220V219H18ZM18 220L16 219V221L18 222ZM65 220H67L66 218H65ZM78 220V219H77ZM77 220H74L73 221V223H75ZM101 220V219H100ZM109 220V219H108ZM115 220H116V218H115ZM129 220V219H128ZM128 220H126L127 222H128ZM138 219H136V221H137ZM197 220H198V218H197ZM223 219L221 220V221H224ZM242 220V219H241ZM80 221V222H81ZM86 221H87V218H86ZM103 221V220H102ZM105 221H107V220H105ZM159 221H158V223H157V225H159V224H161L162 225V223H159ZM206 221V222H205ZM227 221V222H228ZM252 221V220H251ZM6 222V221H5ZM4 222V223H5ZM61 222V223H62ZM84 222V221H83ZM87 222H89L90 223V219H89V221H87ZM86 222V223H87ZM114 222V221H113ZM117 222V221H116ZM124 222V221H123ZM133 221H130V224H132V226H133V223H132ZM152 222V221H151ZM153 222H154V220H153ZM184 222V221H183ZM226 222V223H227ZM3 223V222H2ZM9 223V222H8ZM59 224L60 226H63V223L62 224ZM85 223V224H86ZM94 223H95V221H94ZM115 223V222H114ZM135 223V222H134ZM139 223H140V221H139ZM138 222L137 223H135V224H139ZM142 223V222H141ZM140 223V224H141ZM144 223H145V221H144ZM156 223V222H155ZM178 223V222H177ZM190 223V222H189ZM201 223V224H200ZM220 223V222H219ZM223 223V222H222ZM221 223V224H222ZM77 224H79V222L77 223ZM108 223H106V225H107ZM110 224V223H109ZM116 224V223H115ZM120 224H122V225H124L122 222L120 223ZM129 224V222L126 224L125 223V226L124 227H127V225L129 226L130 225ZM147 224V223H146ZM166 224V223H165ZM188 224V223H187ZM193 224V223H192ZM216 224H215V226H216ZM220 224V225H221ZM224 224V223H223ZM5 225H6V223H5ZM66 225V224H65ZM76 225V224H75ZM80 225H81V223H80ZM86 225H88V224H86ZM89 225H94V224H89ZM98 225H99V223H98ZM119 225V224H118ZM117 225V227H119ZM156 226V224H153L152 226ZM178 225H180V224H178ZM183 225V224H182ZM190 225H191V223H190ZM136 226V225H135ZM151 226V227H152ZM181 226V225H180ZM179 226V227H180ZM219 226V225H218ZM229 226V225H228ZM242 226V225H241ZM116 227V226H115ZM122 227V226H121ZM147 227L149 228V226H148V224H147ZM158 227V226H157ZM177 227V226H176ZM184 227V226H183ZM207 227V226H206ZM210 227V226H209ZM212 227V226H211ZM212 227V228H213ZM224 228H223V230L222 231H224V230H230V229H232V231H233V229H238V228H236V225L234 226V225H232V227L230 228V229H228L227 227H226V225L225 226H223ZM226 227V228H225ZM244 227V226H243ZM12 228V227H11ZM90 228V227H89ZM95 228V227H94ZM123 228V227H122ZM122 228H121V230H118V232H116V233H118L119 235L121 234H123V233H120L119 231H122ZM132 228V227H131ZM131 228H129L130 229V231H133ZM140 228V227H139ZM144 228H146V227H144ZM153 228L154 227H152V231H153ZM175 228V227H174ZM180 228H182V227H180ZM208 228V227H207ZM211 228V229H212ZM91 229V228H90ZM90 229H89V231H90ZM119 229V228H118ZM127 229H128V227H127ZM127 229H125L126 231H127ZM134 229H136V230H138V228L137 227H135ZM155 229V228H154ZM209 229V228H208ZM19 230V229H18ZM125 230H123L124 231V234L126 233L127 234V232L129 233V230L127 231V232H125ZM140 230H142V229H139L138 230V233L140 234L141 232H140ZM146 230H147V228H146ZM149 230V229H148ZM170 230V229H169ZM169 230H166L165 231V233H163V234H161V237L162 238H164V237H166V242L167 241H169V240H171L170 239V237L171 236H173V240H174V242L176 241H181L182 239H181V237L183 236L184 237V235H181V237L179 236L178 237V235H177V238H174L175 237V235L176 234H174L173 233V235H172V233H169L168 231ZM181 231H184V229H180ZM200 231L201 233L200 234H197L198 232H195V231ZM86 231V230H85ZM91 231H92V229H91ZM151 231V230H150ZM170 231H172V229L170 230ZM176 231H178L177 229H176ZM207 231V230H206ZM10 232H12V230H10ZM136 232V234H137V231H135ZM166 232H168V234L166 233ZM174 232H175V230H174ZM195 232V233H194ZM236 232V231H235ZM241 232V231H240ZM177 233V232H176ZM178 233V234H179ZM218 233H220L221 234V230H219V232ZM223 233V232H222ZM238 232H236V234H237ZM250 233V234H249ZM125 234V235H126ZM134 234V233H133ZM164 234L166 235V236H164ZM169 234H171L170 236H169ZM194 234H195V236H194ZM203 234V233H202ZM201 234V235H202ZM235 234V235H236ZM243 234V236H245ZM249 234V235H248ZM8 235V234H7ZM28 235H30V234H28ZM117 235V234H116ZM125 235H123L122 237H124ZM143 235V234H142ZM154 235H156V234H154ZM158 235V234H157ZM156 235V236H157ZM9 236V235H8ZM19 236V235H18ZM27 236V235H26ZM113 236H115V235H113ZM130 236V235H129ZM160 236V235H159ZM208 236V235H207ZM211 236V235H210ZM245 236V237H246ZM120 238H121V236H119ZM126 237H127V235H126ZM131 237V236H130ZM153 237V236H152ZM167 237H169V238H167ZM184 237V238H185ZM232 237V235L230 236V234H229V237H226V238H231ZM245 237H243V238H238L239 240H240V242H242V240H245ZM117 238V237H116ZM133 237H131V238H129L128 240H125V243L123 242V240L122 241H120V243L121 244H125V245H127L128 246V244L130 243V242H134V241H136V238L134 237L133 239H132ZM137 238H139L138 236H137ZM144 238V237H143ZM143 238H139L140 240L141 239H143ZM159 238V237H158ZM162 238L161 239H158V242H162V241H159V240H162ZM172 238V237H171ZM180 238V239H179ZM187 238V237H186ZM216 238V237H215ZM226 238H224V239H226ZM118 239V238H117ZM132 239V240H131ZM139 239H137V241H138V243H139ZM223 239V241L224 242H226L225 240ZM237 239V240H238ZM246 239H247V237H246ZM134 240V241H133ZM147 240V239H146ZM146 240H144V241H140V243L139 244H141V246H143V244L142 243H144L145 245H144V247L142 248V247H140V245L137 243V242H135V243H137L138 245H139V247L138 246H136L135 245V243L133 244V243H130V245H135V249L138 251V249L140 250L141 248L143 249H141L140 251H144L145 253H147L148 251L150 252H152V247H151V243L152 242H154V239L151 241V243H150V241H146ZM149 240V239H148ZM150 240H151V238H150ZM155 240L157 241V238H155ZM164 240V239H163ZM200 240V239H199ZM203 241V243L205 242V240L207 241V243H209L208 242V240L210 241V239H207V238H205V239H202ZM213 240H215V239H213ZM239 240H238V242H239ZM188 241H190V240H188ZM220 241H222L221 239H220ZM219 241V242H220ZM220 242L221 244H224L225 245V243L224 242ZM230 241V239L227 241V242H229ZM118 242H119V240H118ZM129 242V243H128ZM142 242V243H141ZM166 242H165V244H166ZM175 242V243H176ZM183 242H184V240H183ZM199 242V241H198ZM214 242H215V244H217V242H218V240H217V242L216 241H213L212 243L214 244ZM218 242V244L220 245V243ZM226 242V243H227ZM231 242V241H230ZM244 242V241H243ZM119 243V244H120ZM147 243L150 245V247H151V249L150 250H147V248L149 249V247H148V245H147ZM170 243V242H169ZM173 243V242H172ZM171 243V244H172ZM174 243V244H175ZM186 243V242H185ZM200 243V248H201V250L202 249H205V248H207V250H211V249H208L209 248V246L208 245H204L203 243H201V242H199ZM198 243V244H199ZM264 243V242H263ZM119 244H118V246H119ZM121 244H120V246H121ZM197 244V245H198ZM212 244V245H213ZM214 244V245H215ZM217 244V247L219 246ZM227 244H230V243H227ZM233 244V243H232ZM234 244H236V243H234ZM233 244V245H234ZM54 245V244H53ZM115 245V244H114ZM122 245V246H123ZM124 245V246H125ZM129 245V246H130ZM157 245H159L158 243H157ZM156 245V246H157ZM169 245V244H168ZM175 245H177V247H179V249H180V243H179V246H178V242L175 244ZM174 245V246H175ZM184 244H182L181 246V249L179 250V251H183L184 250V246H183ZM196 245V244H195ZM194 245V246H195ZM202 245V246H201ZM209 245H210V243H209ZM243 245V244H242ZM259 245H262L261 243L259 244ZM119 246V247H120ZM121 246V247H122ZM127 246H125V247H127ZM161 246H162V244H161ZM160 246V247H161ZM166 246V245H165ZM164 246V247H165ZM227 246V245H226ZM238 243L236 244V245H234V248H237L238 249ZM247 247H245V245H244V247L245 248H249L248 247V244L246 245ZM257 246H258V243H257ZM106 247V246H105ZM108 247V246H107ZM106 247V248H107ZM155 247V246H154ZM164 247H162V248H164ZM170 247V246H169ZM177 247H175V248H177ZM191 247H192V245H191ZM261 247V246H260ZM130 248V247H129ZM138 248V249H137ZM157 248L158 247H155V250L157 251ZM170 248H172V251H170V253L172 252L173 253V250H175L173 247H170ZM183 248V249H182ZM189 248V247H188ZM187 248V249H188ZM193 249H195L196 247H192ZM210 248H211V245H210ZM233 248V249H234ZM258 248V247H257ZM256 248V249H257ZM126 249V248H125ZM124 249V250H125ZM134 249V250H135ZM146 251H145V250ZM199 249V247H197L196 248V250L195 251H197ZM213 250L212 251H216V247L214 246L213 248H212ZM236 249V250H237ZM242 249H243V247H242ZM259 249V248H258ZM51 250H53V248H51ZM66 250H67V248H66ZM131 250H133V248L131 249ZM133 250V251H134ZM155 250L153 249V251L155 252ZM186 250V249H185ZM184 250V251H185ZM192 249H190V252L192 253V251H191ZM206 250V249H205ZM239 250H240V252H244V251H241V247L239 248ZM239 250H237V251H239ZM60 251V250H59ZM136 251V252H137ZM162 251V249L160 250V248H159V250H158V253L159 252H161ZM195 251H194V254H195ZM17 252H19V251H17ZM16 252V253H17ZM69 252V251H68ZM165 252V251H164ZM168 251H166V253H167ZM177 253V249H176V251H174V253ZM188 252V251H187ZM190 252H188V253H190ZM197 252H200V249H199V251H197ZM196 252V253H197ZM213 252V253H214ZM218 252H219V249H218ZM239 252V253H240ZM260 252V251H259ZM16 253H15V255H16ZM162 253V252H161ZM182 253H186V252H182ZM182 253H180V254H182ZM203 253V252H202ZM207 253V252H206ZM210 253V252H209ZM220 253H221V251H220ZM235 253H237V252H235ZM238 253V254H239ZM246 253L248 254H250V255H248V256H250L251 257V254H254V253H250L249 251H247L246 250ZM246 253H244L245 255L244 256H242V257H244V259L245 258H247V257H245V256H247V254ZM58 254V253H57ZM132 254H134V253H132ZM198 254V253H197ZM201 254V253H200ZM163 255V254H162ZM167 255V254H166ZM172 255V254H171ZM204 255H206V254H204ZM215 255H218V254H215ZM241 255V254H240ZM256 255H257V257H256ZM256 255H255V257L260 261V258H258V257H261V259H263L264 260V255H262V253H261V256L260 255H258L257 253H256ZM49 256V255H48ZM135 256V255H134ZM148 256V255H147ZM153 256H155L154 254H153ZM173 257H174V255H172ZM178 256V255H177ZM182 256H183V254L180 256L181 258H182ZM189 256V255H188ZM190 256H192V254H190ZM189 256V257H190ZM201 256V255H200ZM252 256H254V255H252ZM146 257V256H145ZM150 257H152V256H148L147 258H148V260L150 259ZM163 257V256H162ZM179 257V258H180ZM194 257V256H193ZM263 257V258H262ZM156 258V257H155ZM183 258H184V256H183ZM185 258H186V256H185ZM196 258H198V256L196 257ZM57 259H59V257H57ZM144 259H146V258H144ZM153 259V258H152ZM151 259V260H152ZM159 259H161V258H159ZM169 259V258H168ZM202 259V258H201ZM200 259V260H201ZM211 259V258H210ZM222 259V258H221ZM249 259H251V258H249ZM248 259V260H249ZM89 260V259H88ZM92 260V259H91ZM89 261L90 263L92 262V261ZM151 260H149V261H151ZM155 260H157V259H155ZM171 260V259H170ZM180 260V259H179ZM178 260V261H179ZM203 260V259H202ZM205 260V259H204ZM98 261V260H97ZM143 261V260H142ZM145 261V263H148V262H146L147 261V259L146 260H144ZM162 261V260H161ZM160 261V262H161ZM173 261H174V259H173ZM207 261H209V259L207 260ZM230 260H228V262H229ZM254 260H252L250 263L251 264H258L257 262H254V263H252ZM87 261L85 260L84 261V264H90L89 262H87ZM106 262V261H105ZM110 262V261H109ZM136 262H138V261H136ZM158 262V261H157ZM171 262V261H170ZM169 262V264H171ZM180 262V261H179ZM185 262V261H184ZM187 262H188V260H187ZM187 262H185L186 264H187ZM190 262H191V260H190ZM198 262V261H197ZM201 262V261H200ZM211 262V261H210ZM93 264H95L96 263V261H93L92 262ZM97 263H99V262H97ZM154 263V262H153ZM166 263V262H165ZM181 263V262H180ZM183 263V262H182ZM195 263H196V261H195ZM219 263H221V262H219ZM233 263V262H232ZM101 264V263H100ZM141 264V263H140ZM148 264H152V261H151V263H148ZM155 264H156V262H155ZM162 264V263H161ZM167 264H168V262H167ZM174 264H175V262H174ZM190 264V263H189ZM192 264V263H191ZM208 264V263H207ZM229 264H231V262L229 263ZM234 264V263H233ZM247 264H248V261H247ZM259 264H261V263H259ZM262 264H264L263 262H262Z\"/></svg>",
  "mask_w": 264,
  "mask_h": 264
}]
</instances>
